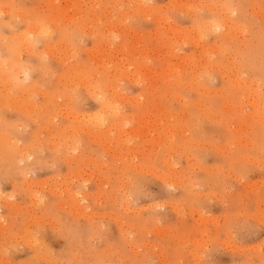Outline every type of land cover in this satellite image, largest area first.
<instances>
[{
  "label": "rangeland",
  "instance_id": "rangeland-1",
  "mask_svg": "<svg viewBox=\"0 0 264 264\" xmlns=\"http://www.w3.org/2000/svg\"><path fill=\"white\" fill-rule=\"evenodd\" d=\"M87 1H89L91 4H87ZM118 1L119 0H109V1L103 0L101 2L103 4H101L99 3L100 0H96V1L78 0V2L77 0H66V1L65 0H50V1L49 0H0L1 3L0 8L2 9L3 12V14L0 13L1 15L0 20L7 23L10 21L11 18L15 19V17L20 16L14 20V24H11L14 28L15 31L14 33L10 29H6L3 31L2 35L3 37H5L4 42L5 40L6 42L12 40L11 39L12 36L14 38L16 34L19 36H21L22 34L26 35L27 33L30 34V31L29 30L26 31L27 28H24L25 26L27 27V24L34 25L39 20L46 21L47 19V21L44 23L45 24L48 23L49 30L51 28L50 32L52 33V37L50 40V45L52 47L51 50L52 51L54 50L53 52L50 49L47 50L45 48L44 40L38 39L37 41V39H35L37 41V44L38 43L39 44L38 45L35 44L33 50L20 51L21 53L20 55L22 59L25 62L28 61L29 66L32 68L30 83L33 86L34 85L38 86L39 89L36 94L37 87L36 88L33 87L35 92H33L34 94L31 93V98H33L31 100L32 101L34 100L33 102L36 101L35 108L32 107L33 108L32 110H34L35 112L34 111L28 112L31 106H28L27 107L28 109L26 108L24 109V111H22V109L19 108L26 101L25 99H21L20 96H18V94H16L15 97L18 104H20L19 102H21V105L19 106L18 104L15 103L14 107L11 106L12 94L14 95V91H12L11 84L9 82H6L4 77L2 79V76L0 75V82L2 83V85L0 83V186L2 184L0 191L3 196L1 197L0 200V216L2 215L1 217H4L2 218L3 224L2 226H0L2 230H4V232L2 231L0 234V264H264V125H263L264 109H262L263 111L261 110V106L264 104L263 103L264 102V48H263L264 43L262 45L263 47L259 44L261 43V40L262 42L264 41L262 39L264 37V32H262L263 34L262 38H261L262 34L260 33L262 30H264V24H263L264 17H261L264 16L261 15L264 14L262 13L264 12V0H232V2H230V0L229 1L215 0L217 5L213 2L214 0H207L209 4H207L206 0L204 1L201 0L202 2L200 3L201 6H203L204 3H206L207 6L209 5L211 6L212 4L211 8L213 9L207 7V10L206 8H204L206 7V4H204L205 6H203L204 8L203 9L198 5L199 3H197L195 0L193 1L194 3L196 2L195 5L200 7L199 10H196V8L198 7H196L193 1L191 2V0L188 1L175 0L177 3H174V0H171L172 2L170 0H153L155 2L154 3L155 7L157 6L156 8L161 9L164 14L162 13V11H159L158 9L156 11L155 7H154L155 9H153L154 5L152 4L153 3L152 0H146L147 5L148 6L149 4L151 5L149 6L151 9L147 8L146 9L147 12L146 10L145 12L147 14L150 13L151 15L154 12V15H152L151 18L150 15H148L150 19L146 17L147 20H145V16L147 14L140 10V9L142 10L145 9V7L147 6L145 4L146 1L133 0L134 1L133 4L132 0L131 1L129 0V3H131L130 5L129 3L125 5V3L128 2L127 0H121L120 2ZM135 1L138 4H136ZM143 1L145 3H143ZM189 1L192 3L190 4V6L189 5H187L188 7L183 6L188 4ZM227 1L230 4L232 3L231 5L232 8L229 5V3H227ZM83 2L86 3L84 4ZM95 2L99 5H96ZM168 2L171 5H168ZM93 3L95 5H93ZM107 3H109L110 5ZM120 3L122 4V6L120 5ZM225 3L227 4V6L230 7L231 10H235L233 8L236 7V10L238 11L228 12V10H225L223 8V6H225L224 5ZM52 4L54 6H52ZM64 4H66L65 5L66 8ZM80 4H84V5H80ZM176 4L179 5L180 7L177 6ZM181 4H183L182 5L183 7H181ZM116 5L118 6V11ZM137 5H139L140 7ZM95 6L98 9L99 7H101L100 9L102 11L96 9ZM106 6L107 9L112 11L113 13L111 12L109 13L108 10H105ZM112 6L114 8H112ZM123 6L126 9H124ZM165 6L168 7V8L166 7V10L168 11L165 10ZM175 6L176 8L177 7L179 8L173 9V7L175 8ZM193 6H195L196 8ZM258 6H260L261 8L259 7V9L257 10L256 8H258ZM85 7L87 8L85 9ZM88 7L89 9L90 8L92 9L93 7L95 8H93L92 12L91 9L87 11L86 12L87 15L92 16V13L94 12L97 14L96 17L102 15V17L98 18L99 21L94 16L95 13L93 14L92 17L90 16L91 17L90 19H88L89 17L85 16L86 14L84 12L85 10L88 9ZM119 7L121 9L123 8V10H121ZM185 7L188 8L186 13L181 10L182 8H184L183 10H185ZM215 7L217 9H215ZM219 7H222L224 11L223 10L221 11V8ZM74 8L76 13L72 12L74 11L72 10ZM129 8H132L133 10L132 9L129 10ZM201 8L202 10L206 11L203 12L207 13V15L201 12L202 11ZM238 8H240V10ZM61 9L62 10L64 9L63 10L64 13L67 12L65 13V18L59 16L58 14ZM65 9H67V11H65ZM137 9L139 11L135 12V10ZM210 9L216 14V17L213 16L214 13H212ZM214 9L217 11H215ZM253 9L255 10L252 11ZM4 10L8 11V13L6 14ZM124 10L125 12H123ZM190 10L192 11L194 10L193 12H198V13L196 14L193 13L192 11L190 12ZM104 11L106 13L108 12L110 15L106 14ZM131 11H133V13H137V15L135 14L136 16H134L133 13H131L132 14L131 16L130 14ZM179 11H181L182 14H178ZM80 12H82L81 13L82 15L80 14ZM101 12L102 14H100ZM141 12H143V14ZM11 13H13L15 16L11 15ZM55 13L57 14V16H59L58 19L60 20V22H58L59 20L56 18ZM72 13L74 14V16L75 15L77 16L76 20L75 18L72 19L77 24H74L73 21L72 23H69V21L73 17L71 16ZM231 13H235V14L237 13L236 14L237 17H235V14L233 15ZM254 13H258L261 16L259 15L258 17V14H254ZM35 14L36 15L39 14V15L35 17ZM77 14H80V16H78ZM103 14L105 15V17H103ZM116 14H120V15L116 16ZM123 14L125 18L121 17L123 16ZM138 14L141 15V16L139 15L141 19L143 18L142 21H136L135 18L138 16ZM33 15L36 18V19L34 18V20H33ZM114 15L116 18L115 17L113 18ZM161 15H163L164 18L168 17L166 18L167 20H164L163 22L159 21L163 19ZM171 15L173 18L171 17L170 19L172 20L169 19ZM192 15H197V16L195 18V16ZM225 15L226 17L228 16L227 18L225 17L226 19L224 18ZM230 15L231 17H229ZM238 15L240 16V18H238ZM24 16L29 20L25 19ZM108 16H110L111 18L110 20L112 23L110 21L107 22L108 24L106 23L107 21L106 17ZM153 16L155 19L157 18V21L159 22H157L155 19H153L154 21L151 20ZM131 17H133L135 21ZM140 17L139 19L138 18L137 19L141 20ZM221 17H223L222 18L223 21L220 20ZM234 17L238 19L234 20L235 19ZM197 18L198 19L200 18L202 20V21L198 20L200 21L199 22L200 25L199 23H197ZM218 18H220L219 22H218ZM229 18L230 19L233 18L232 19L233 23L235 22L237 24L235 25L236 28L233 26V23L231 24L232 21L230 20H229L230 22L227 21ZM31 19L33 22L31 21ZM66 19H68V21ZM81 19L83 20V22L81 21ZM204 19L206 20L203 21ZM48 20L50 21L48 22ZM119 20H121V22ZM125 20L126 21L129 20L128 21L129 23L133 21L134 24L133 23L129 24L128 22L126 23L124 22ZM61 21L62 22L64 21L62 23L63 26L61 25ZM89 21H91L90 24ZM93 21L95 22V24L100 22V24H98V27L99 25L100 27L98 28L97 26H95L93 24ZM114 21L117 23L116 24L117 27L112 26L113 24H115ZM215 21L220 24L223 23L230 24L228 25L230 27L229 28L230 30L223 27L219 29V31L222 29L220 32L218 30L216 32L214 29L216 33L214 34V31L212 30L213 29L212 25L214 26V24L216 23ZM55 22L56 25L59 23L58 24L59 29L57 28L58 30L55 29L56 28ZM78 22H80V24H78ZM84 22L86 23L87 26L83 25ZM167 22L169 23L167 24ZM201 22H204L203 23L204 25L205 23L208 24L209 22L210 24L208 25V27L210 26L212 28L211 29L209 27V31L211 33L213 31V33L208 35L209 31L208 29H205V27L207 28V26L205 25L204 28H202L203 24L201 25ZM211 22L212 23L215 22V23L212 24ZM118 24L120 27L118 26ZM159 24L160 26L162 25L163 28L162 27L158 28ZM77 25L79 26L83 25V26L77 27ZM92 25L95 29H92ZM129 25L131 27H129ZM132 25L135 26L134 29ZM168 25L169 26L171 25L172 27L175 28L177 26H180L178 27L180 29L182 26L183 29H181L180 36L176 35V32L174 31L175 28H172L171 26L169 28L171 32L172 30L174 31V33L173 32L172 33L174 35V38L176 39L177 37L180 38L184 33L183 37L185 38L181 37V39L183 38V41L181 39H177L178 40L177 41L172 37L173 35H171L170 31L166 29V26L168 28ZM110 26H112L114 29ZM192 26L194 27V29L192 28ZM199 26L201 27V29H196L199 28ZM83 27H88V28L90 27L89 28L90 31L88 30V28H85L86 32L82 31L81 29H83ZM115 27L117 29L119 28L118 31H116L117 29L115 30ZM190 27L191 29H193V33L190 32L191 31L189 29ZM60 28H62V30ZM110 28L112 30V33L107 35L108 33H110V32L107 33V29L110 30ZM184 28L188 29L187 31L189 32V34L186 33L187 31L186 32L184 31L185 30ZM66 29H68V31H66ZM78 29L81 30L80 33ZM103 29L104 32L102 31ZM125 29L129 31L128 32L129 34L130 33L131 34L129 35L128 33H126L127 31L125 32ZM163 29L166 30L164 31ZM239 29H244V30L250 29V30H248L249 32L247 30H246L247 32L245 31L247 34L246 33L242 34L240 33L242 32V30ZM135 30H137L136 32H138V35L140 34L141 31L142 33L144 32H146L147 34L150 33L148 35L151 36L146 35V33L141 34L142 36H138L135 32L136 35L134 38L132 34L134 33L133 31ZM194 30L196 32H201L200 30H202L203 34L202 33L201 34L203 36H201L200 33L199 34L194 33L195 32ZM237 30H239L240 32H235ZM87 31H89V33H87ZM119 31L120 33L117 34V32ZM154 31L156 32V35ZM179 31L180 30H177V34L179 33ZM251 31L255 35V36L252 35L253 36V38L251 37L252 39H250V35H249L251 34ZM91 32L94 33V35L92 33L93 38L92 35L90 34ZM232 32L234 34L236 33L235 37L239 36L238 40L237 38L236 39L234 38ZM258 32L260 33L261 36L258 35L259 34ZM60 33H64V35ZM105 33L107 35V38L110 39V37H113L110 40H113L114 42L110 41L109 39H106V37H104L106 36L104 35ZM125 33L128 34L129 36L126 35ZM204 33L206 34L205 36ZM224 33L227 34V37H230L231 35V37L233 36V38L231 37L227 38ZM80 34H82V37ZM88 34H90L91 36H89ZM152 34L155 36H153ZM159 34H161V37ZM192 34L194 36H192ZM196 34L200 35L201 37L197 36L198 39H196L197 38L195 37ZM84 35H86V37ZM98 35H100V37H98ZM145 35L148 37L146 38ZM131 36L132 38H130ZM224 36L227 39L224 38ZM71 37H73V39H71ZM151 37L152 38L155 37V39L157 37L160 38L161 40L158 38L156 40L162 41V44H160V41H158L159 43L157 41L155 43V40H153ZM187 37L190 38L187 40L186 39ZM192 37H194L192 40L194 41L196 40L195 42H193V44L195 43L197 44V45L196 44L195 45L192 44V45L198 46L197 48L195 47V49L193 46H191V43L189 44L188 42V41L191 42ZM202 37L204 40L205 39L207 40L202 41ZM101 38L102 40H104L103 41L104 44L105 42L109 43L108 46L103 45V43H101L102 40H100V42L99 40H97ZM244 38L246 39L244 40ZM64 39L66 40L64 41ZM80 39H82V41ZM116 39H118V42ZM125 39L126 41H124ZM185 39L188 42V43L185 42L187 44L186 46H184ZM228 39L230 40L227 41ZM240 39L243 42L242 44L240 43L241 42ZM248 39L252 41H247ZM134 40H137L136 42L137 44L134 43ZM170 40H172V42ZM174 40L175 42L176 41L178 42L177 45H175L176 43H174ZM197 40H199L198 41L199 43L197 42ZM73 41L74 43H70ZM140 41L141 43H139ZM63 42L64 44H66L65 47ZM164 42L166 44H164ZM168 42L170 44H168ZM67 43L73 44L74 46L72 45V47L74 50L71 49L72 48L71 45ZM154 43L156 44V46ZM206 43L208 47L211 44L213 46H215L214 43L217 44L216 47L217 49L219 48L218 50L221 53H219L218 55V52H216L218 50L216 49L215 51L214 48H211L212 46H210V49L212 50L214 49V51L212 50L210 51L209 48L205 47ZM256 43L260 45L261 48L258 45L255 46ZM99 44L101 45L100 48H103L106 51L100 49ZM118 44H120L121 46H119ZM163 44L166 46H164ZM198 44H200V47ZM247 44H251L250 46L253 45L252 47H250L251 49L255 46L256 48H253L254 50H256L257 48H259L260 50L254 52V50L253 49L251 50L249 46L246 47ZM59 45L60 47H62L61 49ZM218 45H220L221 47L224 46V48L226 46L227 49L226 48H225L226 50L222 49ZM103 46H105V48ZM116 46H118V50L125 49L124 52L121 51L122 53H120V51L117 50ZM157 46H159V49H161L160 46H162L161 49L162 51L164 49H165L164 51H166V48L168 51L166 53H164L163 51L164 54L163 55L162 51L158 50L161 52L157 54L158 53V51L156 50L158 48ZM176 46L178 48H176ZM169 47L171 48V50ZM201 47H204L205 49L203 48L204 50L201 51L202 50ZM63 48L67 50L66 51L67 53L68 51H70V53H68L69 54L68 60L64 58L65 57L64 54H66V52H64V50L62 51ZM127 48L131 49L128 50V52L130 53L129 55L132 54L131 55L132 57L134 55L135 57L134 59L131 56L124 55L125 52L127 51ZM173 48L176 49V53H174L175 50ZM206 48H207V53H212L211 57L209 56L210 54L209 55L207 54L208 56L206 55ZM247 48H249L248 49L249 51L247 50ZM22 49L24 50L26 48H22ZM114 49L117 50L119 53L117 51H115L117 53L112 52V50ZM221 50L222 51L225 50L226 53H224L225 51L222 52ZM46 51H48V54L46 53ZM49 51H51V53ZM96 51L98 52L103 51V53L105 51L106 53L108 52L109 55L111 54L112 59L110 61L113 62H111L110 65L112 66V64L114 63L112 66L113 69L115 66L116 67L120 66V64L123 63V65L122 64L121 65L124 67V68L122 67V70L125 73V74L121 73V78H120L119 75H117V73L114 72L112 68H110L111 72H113L111 73V76L114 78L115 76L119 77L115 79L112 78L111 81L114 80L115 82L116 80L115 82L116 86L120 82L123 85V86L119 85L120 88L117 86L119 89V93L121 91L122 93L120 94L123 95L124 97L123 98L119 96L121 99L119 98L120 101H118V106L119 109L122 108L121 110L125 108L124 113L126 112L125 113L126 115L123 114V111L122 114L124 117H126V120L129 121L128 122L129 124L124 119L126 125L128 126L126 128V125L124 123L125 127L122 129H126L125 131H127V133L129 132V134L127 133L124 134L123 133L124 131L122 130L123 131L122 133L124 135H122L121 133L120 136H118L119 134L115 136L116 135L115 131L117 129L116 128H115L116 130L113 129L114 127L111 128L109 132V135L111 136H109V139L111 140L113 136L112 139L114 141L112 140L110 144L108 142L110 140L109 139L104 140V138H100L102 139V142H99L100 140L96 141V143L95 141H90L93 140V139L89 140V138L92 137H90L88 133H87L88 137L86 133H83L86 132L85 131L86 129H89L87 131L91 130V125L93 127L92 120L94 119L92 116L96 112L98 113L100 111L99 110L100 108L98 102L94 98L89 97L87 95L85 88H83L84 83L82 81L85 78V75L87 76V74L91 75V80L98 81V79L100 78L98 76H100V73H102V71L101 72L99 71L101 70L100 65H102V62L107 58V56L108 58H111L108 54L107 56H105L106 53L103 54L102 52H100V55H98V52ZM228 51L231 52L232 55L234 56L235 54L238 55V57L235 56V58L237 59H235L234 56H232L231 54H227L229 53ZM111 52L113 54L115 53L113 55L115 56L114 57L115 60L113 59ZM128 52H126V54ZM168 53H170L171 56ZM201 53L202 55L200 56ZM203 53H205L206 57H210L208 58L209 60L214 58L212 60H215L217 63L212 60L210 61H212L213 63L212 62L208 63L207 61L209 60H205L207 59L205 56L204 59H202L204 55ZM116 54L118 57H116ZM186 54H189L187 55L189 56V58L190 56L191 58L196 57L197 60L195 59V61L198 62V63L195 62L196 64L194 63L196 66L192 64L193 62H191L192 61L191 58L189 59L187 57L190 60L189 62H187L188 61L187 58L184 57L186 56ZM248 54H250V56ZM254 54H256V57H251L254 56ZM119 55L122 57H120ZM156 55L159 56V58H157ZM161 55L166 57H163V59H161L160 58ZM182 55L186 59L185 62L184 60H181V62L178 61L180 63L179 64L177 60L182 59L183 58ZM192 55H195V57L194 56L192 57ZM73 56H75L74 57L75 59H73ZM125 56L128 57V60L125 58ZM177 56L179 59L178 58L175 59V57ZM225 56L227 57L232 56V59L228 57V61H226L227 59L224 58ZM88 57H92L91 58L92 60ZM100 57L103 60H100L98 62L97 60H99ZM102 57H104L105 59ZM87 58L89 60H87ZM165 58H168L171 63L172 62L176 64L178 63L179 65L176 67H180V65H182V67L185 66L183 70L186 71L181 72V68H180V70H178L180 74H178V72H176L177 68L174 66V64L172 65L169 61H167V59L165 60ZM250 58L253 59L250 60ZM60 59H62L61 62L63 61L62 62L63 64L60 63L63 67L59 64ZM135 59L136 61H132ZM140 59H142V61L144 60V62L147 61L148 63L146 62V64L145 63L140 64L141 67L140 65H135L142 62ZM158 59L161 60L162 62L165 61L163 62L164 63L163 66H162V62L160 63ZM69 60L70 63L67 62ZM90 60L93 63L92 62L89 63L88 61ZM120 60L121 61L123 60V62H121ZM138 60L141 62H138ZM203 60L206 61L207 64L209 65L211 64L212 66H209L207 64L206 66H204L205 64ZM237 60L239 61V65H241L238 68L241 74L239 73V71L237 72L236 69L238 67ZM252 60L255 61V63ZM117 61H119V64H117ZM124 61L127 62L125 63ZM229 61L232 62V64ZM234 61L235 64L233 65ZM72 63L74 64L77 63L76 68ZM133 63L134 66H137L136 68L132 66ZM68 64H72L73 67H71ZM213 64L214 65L216 64L217 67L216 66L213 67ZM97 65L99 67H97ZM126 65L130 66V69L128 67L126 68V70L129 69L128 73L130 74L132 73V75L141 70L140 71L141 74L137 73L138 75H140V77L138 76L139 78H136L137 77L136 74L134 76L129 74L130 78H127L128 80L125 79L126 77L122 79L123 76H128L127 73L125 72V67H127ZM166 65L167 66L169 65L168 67H172L176 71L172 69L173 70V74H172L171 73L172 70L170 68H167L171 70V72L168 73L167 71L170 70L165 69ZM231 65L233 66V68L231 67ZM77 66L80 68L77 69ZM131 66L134 68H131ZM145 66L148 69L150 68L151 70L153 69V67L155 68L153 69L156 70L155 73L149 69L153 73V77L149 76L148 79L147 72L149 70H146L144 68ZM221 66L224 67L225 70L222 69ZM163 67L166 71H163L162 69ZM210 67H212V69H210ZM225 67L227 68V71ZM88 69L90 70L88 71ZM95 69L98 71L95 72L96 71ZM135 69H140V70L137 71ZM216 69L220 71V73H218ZM143 70L146 73V74L144 73L145 75L142 73L144 72ZM72 71L74 72V74H72L73 73ZM235 71L236 73H238L236 77H235L236 75ZM151 72H149L148 75ZM157 72L158 75L161 77H159L158 75H157L158 77L156 76ZM164 72H167L168 76L171 74V77L169 76V79L171 78L170 80L174 81L176 79L177 82L178 81L181 82L178 84L182 85L183 83L186 85L182 87L181 85H177L175 81L173 82V86L171 85V83L168 84L167 82L168 76L167 78H165L164 77L165 74L164 75L160 74ZM175 72L177 73L176 75L179 78L175 76ZM226 72H228L230 76L228 73L226 75L225 74ZM194 73L196 76H198L199 74L200 77H196ZM222 74L225 76H222ZM61 75L62 77L63 76L64 77L63 78L58 77ZM143 75H144V79L147 81H145L142 78ZM74 76L75 77L79 76L78 79L82 81L79 83V80L76 81V78H74ZM133 77H135V79L137 80L135 81V84L132 83L134 81ZM150 77L156 80V81L153 80V82H157L159 84L161 83L160 85L158 84V86L162 87L160 88L162 91L159 92L158 90H156V88L159 89V87L158 86L154 87L152 85L153 83L152 81H150L152 80ZM67 78L68 79L72 78L74 80L70 81L71 80L70 79L68 82ZM140 78L144 80V82ZM246 78L249 81L250 79H252L253 82L252 80L249 82ZM118 80L121 81L119 82ZM162 80H164L165 83ZM234 80L235 81L237 80V82H235ZM240 80H243V82L246 81L244 82L245 84L242 83V81ZM56 81H58L59 83H56ZM255 81H257L258 83ZM75 82L79 84L76 85ZM238 82L239 84L237 86L236 84ZM251 82L253 83L252 85H250ZM141 83L143 84L140 85ZM255 84L259 89L258 91L259 93L257 92L253 94L255 91L258 90L257 87H255L256 86ZM260 84L262 87L260 86ZM189 85L190 86L192 85L191 88L196 87L195 90L198 87L199 91L198 90L195 91L194 89L191 90V88L188 87ZM245 85L247 86L244 87ZM152 86L154 89L152 88ZM169 86L171 89L169 88ZM186 86L189 89H187ZM235 86L237 87L235 88ZM122 87H124L123 90ZM238 87L239 89H241V91L238 89ZM247 87H250L249 88L250 90L247 89ZM253 87L256 88L254 92L252 91L254 90ZM76 88L77 90H75ZM203 88L206 90L204 91ZM155 91L157 93H154ZM166 91H169L168 92L169 94H165ZM187 91L188 92L191 91V93L190 92L188 93ZM220 92L221 94H219ZM62 94H66V95L70 94L71 98L69 97L68 99H66L65 98L66 96ZM156 94L158 96H156ZM54 95H61L59 96V100L57 102L58 104L55 108H53V101H52V99L55 97ZM134 97H136V99ZM17 98L19 99V101ZM258 98H260L259 102H258ZM126 100H128L129 102ZM46 101L48 103H46ZM139 101L141 103L143 102V104H141ZM254 101L256 103L258 102L257 103V105L259 104L258 106L254 104L253 105L257 106V108L260 109L259 111L255 109L256 107H254L255 109L254 110L251 106L252 102ZM37 104H39L38 106L44 105V107H41L42 109H40L38 108ZM141 105H143L144 107ZM226 105L231 107L235 106L236 108L227 107ZM47 107L49 109H46ZM240 107L241 109H239ZM16 108H18L17 109L18 111H16ZM227 108L231 110L232 109L235 110L229 112L227 111L229 110ZM19 109H21V111ZM66 110L71 114L73 112L74 115L75 113L76 115L77 113H79L78 117H76L75 115L76 118L78 119L80 118L79 121L76 120V118L74 121L73 118L74 115L72 117L69 113H66ZM256 110L258 112L260 111L262 112H260L259 114L258 112H256ZM26 112L28 114H26ZM41 112L42 115L40 114ZM55 112H57V114ZM38 113L40 116L38 115ZM52 113L54 114L53 117H52ZM65 113L69 114L68 117L66 115L67 118L65 117ZM162 113L163 114L165 113L164 116L167 118H165ZM82 114L84 116L83 118H82ZM87 114L90 115L88 116ZM45 115L48 116L46 117ZM147 115H149V117ZM26 116H29V119L28 117L26 118ZM160 116L164 118L162 119ZM30 117L34 118L35 121H33L34 119H32L31 121ZM87 117L89 118L92 117V118L89 119ZM156 117L157 118L160 117L161 120L160 118L157 119ZM141 118H143V121L141 120ZM226 118L229 120L227 121ZM259 118H261L262 120ZM1 119L4 121H2ZM50 119H54V121ZM231 119L232 122L230 121ZM16 120H20L22 124L19 123L20 121L16 122ZM26 120L28 123L26 122ZM73 121L76 123V126ZM87 121H89L90 123L88 122L89 124H87L86 123ZM159 122L160 124H158ZM6 123L7 124L10 123L11 125L8 124L9 125L8 126ZM236 123L237 124L240 123L241 125L238 124L239 125L238 126ZM19 124L21 125L17 126ZM78 126L81 129L78 128ZM154 126L155 127L157 126L158 128L156 127L155 129ZM9 127L12 132L9 130ZM17 127L19 128L17 129ZM71 127L72 129L73 128L75 129L77 127L76 129H78V131L76 132L75 131L76 129L75 130L73 129L74 132H76L74 133L73 130L72 131L70 130ZM129 128L130 129L132 128L133 130L131 129L130 131ZM164 128L166 129V132ZM103 129H108V127H104ZM176 129L178 132L176 131ZM182 129L185 131L184 132L185 135L183 134ZM25 134L27 135L22 136ZM180 134L181 136H179ZM2 135L3 137L5 136V138H3ZM71 136L72 138L74 136V138L76 139L74 138L72 139ZM159 137L161 138L162 141L159 139ZM118 138L120 139L122 144L121 142L117 143L119 140L117 141L116 139ZM125 138L127 139V141ZM94 139L97 140L96 137ZM59 140L61 143L58 144ZM65 140L67 141L68 144H66ZM153 140L154 141L156 140L157 142L156 141L154 142ZM70 141L72 142V144ZM163 141L165 144L162 143ZM186 141L189 143H186ZM8 142H10L9 145ZM21 144L23 147H21ZM73 144L77 146L75 147ZM119 144L121 146L124 145V147L123 148L119 147L120 146ZM47 145L50 147H48ZM54 145L55 148L53 149L52 147H54ZM57 145H62V146L59 147ZM70 145L71 146L73 145L74 146L73 148L74 149L76 148L75 149L76 151L74 150L73 152L72 151L73 148ZM25 147H27L26 151H24ZM30 147L33 149H30ZM57 147H59L58 150L56 149ZM125 147H127L126 150L129 148L128 151L125 150ZM60 148H62L63 150H60ZM9 149L12 152H9ZM28 149L30 150L28 151ZM172 150L174 152H172ZM16 153L19 155H17ZM72 153H74V155ZM12 158H16V159H12ZM91 160L93 163L91 162ZM167 161L169 164L167 163ZM13 162H17V163L13 164ZM130 166L131 168H129ZM121 178L123 181L121 180ZM169 178L173 180H169ZM174 180L177 181V185H176V181ZM26 181L27 183H25ZM126 182L128 184L126 185V187L129 189L124 187L125 186L124 183ZM122 185H124L123 187L126 189L127 192L123 190L124 189L123 187H120ZM58 186L59 188H57ZM65 187L71 188L69 190L70 192L68 191L63 192L67 190V188L64 190ZM56 188L58 189V191ZM59 191L61 193H59ZM51 192H53V194ZM75 192L78 193L77 196ZM3 193L6 195H3ZM67 193H69V195ZM125 194L127 198L124 196ZM73 195L77 197L76 198L77 203L82 208L79 207L80 209H77L78 207L76 206L77 203L76 205L74 204L75 197L74 199L71 198L73 197ZM4 196L5 199L7 198L6 201L4 200ZM127 199L129 200V202ZM7 200H9V204H10L9 206ZM126 202H128L129 204ZM12 204H14L15 206ZM2 205H4L3 208ZM27 230H29V232ZM27 234H29L30 237ZM31 237H34L35 239ZM35 240L38 242H36ZM33 242H35V245Z\"/></svg>",
  "mask_w": 264,
  "mask_h": 264
},
{
  "label": "bare ground",
  "instance_id": "bare-ground-1",
  "mask_svg": "<svg viewBox=\"0 0 264 264\" xmlns=\"http://www.w3.org/2000/svg\"><path fill=\"white\" fill-rule=\"evenodd\" d=\"M49 1H50V0H49ZM65 1H66V0H65ZM79 1H80V0H79ZM91 1H92V0H91ZM93 1H96V0H93ZM102 1H103V0H102ZM102 1L100 0L99 3H101ZM104 1H105V0H104ZM108 1H109V0H108ZM120 1H121V0H119L118 2H120ZM127 1H128V2H126L125 5L129 3V0H127ZM130 1H131V0H130ZM140 1H142V0H140ZM144 1H146V0H144ZM144 1H143V3H145ZM152 1H153V0H152ZM170 1H171V0H170ZM170 1H169V2H170ZM176 1H177V0H176ZM176 1L174 0V3H177ZM185 1H186V0H185ZM187 1H188V0H187ZM192 1H193V0H191V2H192ZM195 1H196L197 3H199L198 5H199L200 7H202V8H203V6H205L204 4H206V3H204L203 6H201V4H200V3H202L201 0H198L199 2H198L197 0H195ZM202 1H204V0H202ZM219 1H220V0H219ZM228 1H229V0H228ZM228 1H227V3H229ZM72 2H73V1H72ZM77 2H78V0H77ZM88 2H89V1H87V4H91L90 2H89V3H88ZM111 2H112V1H111ZM122 2H123V1H122ZM132 2H133V4H134V1H133V0H132ZM138 2H139V1H138ZM149 2H151V1H149ZM169 2H168V5H171V4H169ZM171 2H172V1H171ZM182 2H183V1H182ZM191 2L189 1V3L186 4V5L181 4V7H183V6H187V5L190 6V4H192ZM196 2L194 3V1H193L194 5L196 4ZM206 2H207V0H206ZM211 2H212V1H211ZM213 2L216 4L215 0H214ZM213 2H212V3H213ZM221 2H222V1H221ZM221 2H220V4H221ZM224 2H226V1H224ZM230 2H232V0H230ZM80 3H81V2H80ZM83 3L85 4L86 2H83ZM95 3H96V2H95ZM135 3H136V1H135ZM141 3H142V2H141ZM154 3H155V2L153 1L152 4L154 5ZM179 3H181V2H179ZM183 3H184V2H183ZM186 3H187V2H186ZM0 4H1V3H0ZM8 4H9V3H8ZM15 4H16V3H15ZM23 4H24V3H23ZM43 4H44V2H43ZM76 4H77V3H76ZM84 4H80V5H84ZM101 4H103V3H101ZM107 4H109V3H107ZM107 4H106V5H107ZM118 4H119V3H118ZM130 4H131V3H129V5H130ZM136 4H138V3H136ZM145 4L147 5V1H146ZM148 4H149V3H148ZM207 4H209V3L207 2ZM207 4H206V7H204V8H206V10H207V7H210V8H211V6H212V4H211V6H210V5L207 6ZM215 4H213V5H215ZM220 4H219V5H220ZM257 4H258V3H257ZM9 5H10V4H9ZM11 5H12V4H11ZM18 5H19V4H18ZM65 5H66V4H64V6H65ZM93 5H95V4L93 3ZM96 5H99V4L96 3ZM109 5H110V4H109ZM120 5L122 6L121 3H120ZM120 5H119V6H120ZM123 5H124V4H123ZM125 5H124V6H125ZM140 5H141V4H140ZM142 5H143V4H142ZM156 5H157V4H156ZM173 5H175V4H173ZM176 5H177V4H176ZM182 5H183V6H182ZM216 5H217V4H216ZM222 5H223V4H222ZM224 5H225V6H223V8H224L225 10H228V12H235V11H238V10H236V7L233 8V9H235V10H231L230 7L227 6L226 3H225ZM229 5L231 6L232 3H231V4L229 3ZM255 5H256V4H255ZM0 6H1V5H0ZM52 6H54V5L52 4ZM67 6H68V4H67ZM76 6H78V5H76ZM116 6H117V5H116ZM124 6H123V8H124ZM127 6H128V5H127ZM137 6H139V5H137ZM137 6H136V7H137ZM143 6H144V5H143ZM149 6H151V5L149 4ZM149 6H148V5H147L146 7L144 6V7H145L144 10H142V9H140V8H139V9H140L141 11L145 12V10H146L147 8L151 9ZM161 6H162V5H161ZM161 6H160V8H161ZM177 6H179V5H177ZM195 6L198 7L197 5H195ZM195 6H193V7H195ZM7 7H8V6H7ZM15 7H16V6H15ZM70 7H71V6H70ZM73 7H74V4H73ZM73 7H72V8H73ZM79 7H81V6H79ZM95 7H96V6H95ZM95 7H93V8H95ZM130 7H131V6H130ZM139 7H140V6H139ZM154 7H155V5L153 6V9H155L157 6H156L155 8H154ZM166 7H167V6H165V10H166ZM179 7H180V6H179ZM179 7H177V8H179ZM187 7H188V6H187ZM191 7H192V6H191ZM196 7H195V8H196ZM200 7L196 8V10H199ZM228 7H229V9H228ZM254 7H255V6H254ZM259 7H260V6H258V8H256V9L258 10ZM262 7H263V6H262ZM16 8H17V7H16ZM58 8H59V7H58ZM65 8H66V6H65ZM86 8H87V7H85V9H86ZM93 8H92V9L90 8V9H91V12L93 11ZM100 8H101V7H99V9H98V8L96 7V9H98L99 11L101 10ZM112 8H114V7L112 6ZM119 8H120V7H119ZM123 8H122V9L120 8V9L123 10ZM132 8H133V7H132ZM132 8H129V10H131ZM141 8H142V7H141ZM167 8H168V7H167ZM177 8H176V6H175V8L173 7V9H177ZM202 8H201V10H202ZM204 8H203V9H204ZM219 8H221V11L223 10L222 7H219ZM231 8H232V6H231ZM260 8H261V7H260ZM36 9H37V8H36ZM51 9H52V8H51ZM51 9H50V10H51ZM79 9H80V8H79ZM79 9H78V10H79ZM90 9H89V7H88V9L85 10L84 13L86 14V12L89 11ZM124 9H126V8H124ZM153 9H152V10H153ZM157 9H158V8H156V11H157ZM162 9H163V8H162ZM173 9H172V10H173ZM183 9H184V8H182L181 10L184 11V12L186 13V11H187L188 8L185 7V10H183ZM189 9H190V7H189ZM192 9H193V8H192ZM211 9H213V8H211ZM211 9H210V10H211ZM215 9H217V8L215 7ZM215 9H214V10H215ZM238 9L240 10V8H238ZM50 10H48V11H50ZM58 10H59V9H58ZM63 10H64V9H63ZM63 10L61 9V10L59 11L58 14H59V16H62L63 18H65V13H67V12L64 13ZM72 10H74V11H72V12L74 13V12H75V8L72 9ZM81 10H82V9H81ZM98 10H97V11H98ZM105 10H108V9H107V6H106V9H105ZM129 10H128V11H129ZM132 10H133V9H132ZM158 10H159V11H162L161 9H158ZM169 10H170V8H169ZM179 10H180V9H179ZM196 10H195V11H196ZM208 10H209V9H208ZM230 10H231V11H230ZM254 10H255V9H253L252 11H254ZM0 11H1L0 13L3 14L1 8H0ZM4 11H5V10H4ZM11 11H12V10H11ZM62 11H63V12H62ZM65 11H67V9H65ZM95 11H96V10H95ZM101 11H102V10H101ZM108 11H109V13H110V12L113 13V12L110 11V10H108ZM114 11H115V10H114ZM117 11H118V6H117ZM136 11L138 12L139 10L137 9V10H135V12H136ZM154 11H155V10H154ZM159 11H158V12H159ZM166 11H168V10H166ZM175 11H177V10H175ZM191 11H192V10H190V12H191ZM193 11H194V10H193ZM193 11H192V12H193ZM203 11H204V10H202L201 12H203ZM215 11H217V10H215ZM218 11H219V9H218ZM223 11H224V10H223ZM241 11H242V10H241ZM243 11H244V10H243ZM261 11H262V10H261ZM82 12H83V11H82ZM82 12H80V14H81ZM91 12H89V13H91ZM104 12H105V11H104ZM104 12H103V13H104ZM119 12H120V10H119ZM119 12H118V13H119ZM123 12H125V10H124ZM143 12H141V13L143 14ZM146 12H147V10H146ZM146 12H145V13H146ZM149 12H150V11H149ZM158 12H156V13H158ZM164 12H165V11H164ZM190 12H189V13H190ZM204 12H206V11H204ZM204 12H203V14H206V15H207V13H204ZM208 12H209V11H208ZM211 12L214 13L212 10H211ZM211 12H210V13H211ZM244 12H245V11H244ZM258 12H259V11H258ZM5 13L7 14L8 11H5ZM35 13H36V11H35ZM45 13H46V12H45ZM73 13L71 14V16H73V17L71 18V20H70L71 22L69 21V23H72V21H73L72 19L75 18V20H76V18H77V16H76V15L74 16ZM75 13H76V12H75ZM94 13H95V12H94ZM94 13H92V16H93ZM105 13H106V12H105ZM109 13L107 12L106 14H109ZM128 13H129V12H128ZM131 13H133V11H131L130 14H131ZM162 13H163V11H162ZM173 13H174V12H173ZM189 13H187V14H189ZM193 13H196V14H197L198 12H193ZM193 13H192V14H193ZM212 13H211V14H212ZM242 13H243V12H242ZM259 13H260V12H259ZM262 13H264V12H262ZM39 14H41V13H39ZM39 14H37V15H39ZM42 14H43V13H42ZM68 14H69V12H68ZM68 14H67V15H68ZM80 14H77V15L80 16ZM100 14H102V12H101ZM120 14H122V13H120ZM120 14H116V16H118V15H120ZM135 14L137 15V13H133L134 16H136ZM146 14H147V13H146ZM146 14H145V15H146ZM163 14H164V13H163ZM178 14H182L181 11H179ZM225 14H226V13H225ZM231 14L234 15L235 13H231ZM236 14H237V13H236ZM236 14H235V17H237ZM238 14H239V12H238ZM254 14H258V13H254ZM9 15H10V14H9ZM11 15H14V14L11 13ZM25 15H26V14H25ZM37 15L35 14V17H37ZM55 15H56V18L58 19L59 16H57L56 13H55ZM63 15H64V16H63ZM81 15H82V14H81ZM96 15H97V14L95 13L94 16L96 17ZM109 15H110V14H109ZM111 15H113V14H111ZM139 15H140V14H138V16L135 18L136 21H142V20H143V18L141 19V17H140L141 15H140V16H139ZM148 15H150V18H151V16L154 15V12L152 13V15H151L150 13L147 14V15L145 16V20H147L146 17H148ZM155 15H156V14H155ZM157 15H158V14H157ZM159 15H160V14H159ZM176 15H177V13H176ZM190 15H191V14H190ZM200 15H201V14H200ZM241 15H242V14H241ZM259 15H260V14H258V17H259ZM261 15H264V14H261ZM261 15H260V16H261ZM0 16H1V15H0ZM14 16H15V15H14ZM68 16H69V15H68ZM85 16L89 17L88 19H90V18L92 17L91 15H90V16H91V17H90V16L87 15V14H86ZM125 16H128V15H125ZM131 16H132V14H131ZM179 16H180V15H179ZM192 16H195V18H196L197 15H192ZM213 16L216 17V14L214 13ZM221 16H222V15H221ZM18 17H20V16L15 17V19L18 18ZM24 17H25V16H24ZM35 17H34V15H33V20H34ZM44 17H45V15H44ZM46 17H47V16H46ZM51 17H52V16H51ZM99 17H102V15L99 16ZM99 17H96V18L98 19ZM103 17H105L104 14H103ZM108 17H109V18H108ZM108 17H106V18H107V21L105 20L106 23H107L108 21L111 22V20H110V19H111L110 16H108ZM114 17H115V15L113 16V18H114ZM121 17L123 18V17H124V14H123V16H121ZM139 17H140L141 20H138ZM142 17H143V15H142ZM156 17H157V16H156ZM161 17H163V19H162V20H159V21H162V22H163L164 20H167L166 18H168V17L164 18L163 15H161ZM171 17H172V15L169 17V19H170ZM174 17H175V15H174ZM183 17H184V16H183ZM190 17H191V16H190ZM198 17H199V16H198ZM225 17H226V15L224 16V18H225ZM227 17H228V16H227ZM227 17H226V18H227ZM229 17H231V15H230ZM235 17H234V18H235ZM261 17H264V16H261ZM28 18H29V17H28ZM60 18H61V17H60ZM66 18H68V17H66ZM80 18H82V17H80ZM80 18H79V19H80ZM85 18H86V17H85ZM85 18H84V19H85ZM106 18H105V19H106ZM115 18H116V17H115ZM124 18H125V17H124ZM131 18H133V17H131ZM137 18H138V19H137ZM150 18L148 17V19H150ZM172 18H173V17H172ZM193 18H194V17H193ZM222 18H223V17H221V19L218 18V22H219L220 20L223 21ZM226 18H225V19H226ZM238 18H240L239 15H238ZM238 18H235L234 20H237ZM2 19H3V18H2ZM15 19H14V18H11L10 21L7 22V23H6V22H3L2 20H0V75L2 76V79H3V77H4V79L6 80V82H9V83L11 84V86H12V91H14V95L12 94V102H11V106L14 107V104H15V103L18 104V102H17V100H16V97H15L16 94H18V96H20L21 99H25V101H26V102L24 101L25 103L23 102L24 104H22V106H20V105H21V102H19V103H20V104H18V105L20 106L19 108H21L22 111H24V109H26L28 106H31V108L29 107L30 110H29L28 112H30V111L32 112V111H34V110H32V109L35 108V106H36V105H35L36 101L33 102L34 100H33V101L31 100V99H33V98H31V93L35 92L34 88L37 87V88H36V89H37V90H36V94H37V92H38L39 89H38V86H36V85L33 86V85L30 83L32 68L29 66L28 61L25 62V61L22 59V57H21V55H20V54H21L20 51H21V50H22V51L33 50V49H34V45L37 44L38 39H39V40H40V39L44 40V42H45V48H46L47 50H48V49L51 50L52 47H51V45H50V40H51V37H52V33L50 32L51 28H50V30H49L48 23H46L47 26H46V24L44 23V22L47 21V19L45 18L46 21H43V20L41 21V20H39V21H38L36 24H34V25H33V24H32V25L27 24V27H26V26L24 27V28H27L26 31H28V30L30 31V34H28V33H27L26 35H25V34H24V35L22 34L21 36H19V35L16 34V35L14 36V38H13V36H12V38H11L12 40H10V41H8V42H6V40H5V42H4L5 37H3L2 33H3V31L6 30V29H10L13 33L15 32L13 26L11 25V24H14V20H15ZM23 19H24V18H23ZM25 19H27V18L25 17ZM35 19H36V18H35ZM92 19H93V18H92ZM120 19H121V18H120ZM128 19H129V18H128ZM135 19L133 18L134 21H135ZM153 19H155L154 16L152 17L151 20H153ZM215 19H216V18H215ZM219 19H220V20H219ZM232 19H233V18H231V19L229 18L227 21L230 22V21H232ZM246 19H247V18H246ZM252 19H253V18H252ZM261 19H262V18H261ZM27 20H29V19H27ZM37 20H38V19H37ZM58 20H59V19H58ZM66 20L68 21V19H66ZM77 20H78V19H77ZM94 20H95V19H94ZM114 20H115V19H114ZM121 20H122V19H121ZM121 20H119V21L121 22ZM123 20H124V19H123ZM126 20H127V19H126ZM126 20H125L124 22L127 23L129 20H128V21H126ZM151 20H149V21H151ZM155 20L157 21V18H156ZM170 20H172V19H170ZM170 20H169V21H170ZM194 20H195V19H194ZM198 20H201V19H200V18H199V19L197 18V23L200 22V21H198ZM205 20H206V19H204L203 21H205ZM229 20H230V21H229ZM243 20H244V19H243ZM263 20H264V19H263ZM20 21H21V20H20ZM31 21H32V19H31ZM49 21H50V20H48V22H49ZM52 21H53V20H52ZM81 21L83 22L82 19H81ZM95 21H96V20H95ZM98 21H99V19H98ZM116 21H117V20H116ZM153 21H154V20H153ZM153 21H152V22H153ZM156 21H155V22H156ZM159 21H157V22H159ZM195 21H196V20H195ZM201 21H202V20H201ZM224 21H225V20H224ZM227 21H226V22H227ZM244 21H245V20H244ZM261 21H262V20H261ZM21 22H22V21H21ZM21 22H20V23H21ZM32 22H33V21H32ZM32 22H31V23H32ZM58 22H60V20H59ZM63 22H64V21H63ZM63 22L61 21V25H62ZM73 22H74V24H77V23H75V21H73ZM76 22H77V21H76ZM114 22H115V21H114ZM162 22H161V23H162ZM165 22H166V21H165ZM177 22H178V21H177ZM215 22H216V21H215ZM215 22H214V23H215ZM237 22H238V21H237ZM29 23H30V22H29ZM87 23H88V21H87ZM90 23H91V21H89V24H90ZM111 23H112V22H111ZM111 23H110V25H111ZM128 23H129V22H128ZM131 23L134 24L133 21L130 22L129 24H131ZM168 23H169V22H167V24H168ZM203 23H204V22H201V25H202ZM211 23H212V22H211ZM214 23H212V24H214ZM232 23H233V21L231 22V24H232ZM258 23H259V21H258ZM262 23H263V22H262ZM21 24H22V23H21ZM58 24H59V23H58ZM58 24L56 25V22H55V25H56V28H55V29H56V30L59 29V28H58ZM78 24H80V22H78ZM93 24H94L95 26L98 27V24H100V22L97 23V24H95V22L93 21ZM107 24H108V23H107ZM116 24H117V23L115 22V24H113L112 26H116ZM167 24H165V25H167ZM178 24H179V23H178ZM209 24H210L209 22H208V24L205 23V25L207 26V28L205 27V29H208V31H209V27H210V26L208 27ZM212 24H211V25H212ZM263 24H264V23H263ZM24 25H26V24H24ZM83 25L85 26L86 23L84 22ZM83 25H80V26H83ZM156 25H157V23H156ZM174 25H175V24H174ZM199 25H200V23H199ZM205 25L203 24V25H202V28H204ZM228 25H230V24H228V23L220 24V23H217V22H216V23L214 24V26L212 25V28H213V29H212L211 27H210V28H211L213 31H214V29H215V31L217 32V30L219 31V29H220V28H223V27L229 29L230 27H229ZM235 25H237V24L234 22V23H233V26L235 27ZM242 25H243V24H242ZM254 25H255V24H254ZM59 26H60V25H59ZM62 26H63V25H62ZM80 26L77 25V27H80ZM86 26H87V25H86ZM106 26H107V25H106ZM106 26H105V27H106ZM112 26H110V27H112ZM118 26H119V24H118ZM170 26H171V25H170ZM170 26L168 25V28H169ZM176 26H177V25H176ZM238 26H239V25H238ZM258 26H259V25H258ZM14 27H15V26H14ZM65 27H66V26H65ZM90 27H91V26H90ZM90 27H89V28H90ZM99 27H100V25H99ZM99 27H98V28H99ZM116 27H117V26H116ZM116 27H115V30L117 29ZM119 27H120V26H119ZM127 27H128V26H127ZM129 27H131V26L129 25ZM129 27H128V28H129ZM132 27H133V29H134L135 26L132 25ZM159 27H162V28H163V26H162V25L160 26V24H159L158 28H159ZM171 27H172V26H171ZM178 27H180V26H177L176 28H175V27H172V28H175L176 30L174 29V31L176 32V35H177V36H180L181 29H183V28H182V26H181V29L178 28ZM234 27H233V29H234ZM239 27H240V26H239ZM242 27H243V26H242ZM245 27H246V26H245ZM255 27H256V26H255ZM57 28H58V29H57ZM85 28H88V27H83V29H81V30H82V31H85ZM89 28H88V30L90 31ZM112 28H113V27H112ZM122 28H123V26H122ZM168 28H167V26H166V29L170 31V28H169V29H168ZM192 28L194 29L193 26H192ZM235 28H236V27H235ZM246 28H247V27H246ZM258 28H259V27H258ZM15 29H17V28H15ZM60 29L62 30V28H60ZM75 29H76V28H75ZM92 29H95V28L93 27V25H92ZM104 29H106V28H104ZM104 29L102 30L103 32H104ZM113 29H114V28H113ZM118 29H119V28H118ZM118 29H117L116 31H118ZM129 29H130V28H129ZM166 29H165V30H166ZM184 29H185V30H184L185 32L188 30L187 28H184ZM189 29L191 30L190 32L193 33V29H191V27H190ZM196 29H201V27L199 26V28H196ZM231 29H232V26H231ZM252 29H253V28H252ZM256 29H257V28H256ZM259 29H260V28H259ZM76 30H77V29H76ZM81 30L78 29L79 33H80ZM110 30H111V28H110ZM110 30L107 29V33L110 32V33H108L107 35H109V34L112 33V30H111V31H110ZM157 30H158V29H157ZM159 30H160V29H159ZM163 30H164V29H163ZM165 30H164V31H165ZM177 30H180L179 33H178L179 35L177 34ZM221 30H222V29H221ZM221 30H220V31H221ZM229 30H230V29H229ZM239 30H242V32H240ZM239 30H237V31H235V32H240V33H242V34H245V33H246L248 30H250V29H248V30L246 29L247 31L244 30V29H239ZM243 30H244V33H243ZM53 31H54V30H53ZM53 31H52V32H53ZM66 31H68V29H66ZM66 31H65V32H66ZM78 31H77V32H78ZM89 31H87V33H89ZM126 31H127V30L125 29V32H126ZM131 31H132V30H131ZM136 31H137V30L133 31L134 33L132 32V33H133L132 35L134 36V38H135V35H136V34L138 35V32H136ZM174 31L172 30L173 33H174ZM194 31H195V30H194ZM197 31H198V30H197ZM200 31H201V32H196V31H195L194 33H198V34L200 33V35L203 36V35H202V34H203V33H202V30H200ZM213 31H212V33H213ZM215 31H214V34H216ZM220 31H219V32H220ZM233 31H234V30H233ZM245 31H246V32H245ZM254 31H255V30H254ZM260 31H261V30H260ZM59 32H60V31H59ZM61 32H62V31H61ZM85 32H86V31H85ZM85 32H84V33H85ZM94 32H95V31H94ZM121 32H122V31H121ZM128 32H129V31H127L126 33H128ZM135 32H136V34H135ZM143 32H144V31H143ZM154 32H155V31H154ZM161 32H162V31H161ZM172 32L170 31L171 35H173ZM206 32H207V30H206ZM206 32H205V33H206ZM225 32H226V31H225ZM248 32H249V31H248ZM262 32H264V30H262L260 33L262 34ZM20 33H21V32H20ZM23 33H24V32H23ZM66 33H67V32H66ZM70 33H71V32H70ZM92 33H93V32H91L90 34L92 35ZM119 33H120V31L117 32V34H119ZM126 33H125V34H126ZM144 33H146V32H144ZM144 33H142V32L140 31V34H139L138 36H142L141 34H144ZM157 33H158V32H157ZM159 33H160V32H159ZM182 33H183V31H182ZM186 33L189 34L188 31H187ZM201 33H202V34H201ZM205 33H204V36L206 35ZM212 33L209 31L208 35H210V34H212ZM228 33H229V32H228ZM232 33H233V32H232ZM232 33H230V34H232ZM258 33H259V32H258ZM258 33H256V34H258ZM260 33L258 34L259 36H261ZM60 34L64 35V33H60ZM74 34H75V33H74ZM74 34H73V35H74ZM90 34H88V35L91 36ZM117 34H116V35H117ZM121 34H122V33H121ZM125 34H124V35H125ZM128 34H129V33H128ZM128 34H126V35H128ZM130 34H131V33H130ZM130 34H129V35H130ZM148 34H150V33H148ZM148 34L146 33V35H148ZM161 34H162V33H161ZM161 34H159L160 37H161ZM198 34H196L195 37H197V36L201 37V36L198 35ZM224 34H225V33H224ZM235 34H236V33H235ZM235 34L233 33L234 38H235V39L237 38V40H238V39H239V36L237 35L238 37H235ZM246 34H247V33H246ZM73 35H72V36H73ZM75 35H76V34H75ZM80 35H81V37H82V34H80ZM93 35H94V33H93ZM93 35H92V38H93ZM100 35H101V33H100ZM100 35H98V37H100ZM102 35H103V34H102ZM104 35H106V33H105ZM107 35L104 36V37H106V39H109V38H107ZM113 35H114V34H113ZM129 35H128V36H129ZM146 35H145L146 38H147L148 36H151V35H148V36H146ZM152 35H153V34H152ZM155 35H156V32H155ZM155 35H153V36H155ZM171 35H170V36H171ZM183 35H184V33H183ZM183 35H182L181 37H183ZM225 35H226V37H227V34H225ZM249 35H250V39H252V38H253L252 35H254V33L251 31V34H249ZM249 35H248V36H249ZM84 36L86 37V35H84ZM157 36H158V35H157ZM164 36H165V35H164ZM192 36H194V35L192 34ZM254 36H255V35H254ZM67 37H68V36H67ZM69 37H70V35H69ZM116 37H117V36H116ZM123 37H124V36H123ZM166 37H168V36H166ZM172 37L174 38V35H173ZM175 37H176V36H175ZM181 37H180V38L177 37V39H181ZM226 37L224 36V38H226ZM230 37H231V35H230ZM230 37H227V38H230ZM244 37H245V35H244ZM251 37H252V38H251ZM262 37H263V34H262L261 38H262ZM61 38H62V37H61ZM65 38H66V37H65ZM102 38H103V37H102ZM102 38H101V39H97V40H99V42H100V40H102ZM111 38H113V37H110V39H111ZM118 38H119V37H118ZM130 38H132V36H131ZM138 38H139V37H138ZM151 38H152V37H151ZM157 38H158V37H157ZM157 38H156V39H157ZM183 38H185V37H183ZM183 38L181 39L182 41H183ZM189 38H190V37H189ZM189 38L187 37L186 39L188 40ZM193 38H194V37L191 38V42L188 41L189 44L191 43V46H193V45L196 44V43L193 44V42L196 41V40H195V41L192 40ZM227 38H226V39H227ZM231 38H233V36H232ZM248 38H249V37H248ZM254 38H255V37H254ZM258 38H259V37H258ZM9 39H10V38H9ZM35 39H37V41H36ZM62 39H63V38H62ZM66 39H67V38H66ZM66 39H64V41H65ZM71 39H73V37H71ZM82 39H83V38H82ZM82 39H80V40L82 41ZM95 39H96V37H95ZM103 39H104V38H103ZM110 39H109V40H110ZM128 39H129V38H128ZM143 39H144V38H143ZM152 39L155 40V43H156V41L158 42V41L161 40L160 38H158V39H160V40H156L155 37H153ZM166 39H167V38H166ZM169 39H170V37H169ZM169 39H168V41H169ZM174 39H176V38H174ZM177 39H176V40H177ZM186 39H185L184 43L187 42ZM196 39H198V37H197ZM235 39H234V40H235ZM245 39H246V38H244V40H245ZM256 39H257V38H256ZM262 39L264 40V37H263ZM47 40H48V41H47ZM67 40H68V39H67ZM69 40H70V39H69ZM75 40H76V39H75ZM114 40H115V38H114ZM116 40H117V42H118V39H116ZM138 40H139V39H138ZM141 40H142V39H141ZM164 40H165V39H164ZM203 40H204V39H203V37H202V41H203ZM205 40H207V39H205ZM205 40H204V41H205ZM229 40H230V39H228L227 41H229ZM231 40H232V39H231ZM240 40H241V39H240ZM240 40H239V41H240ZM253 40H255V39H253ZM61 41H62V40H61ZM70 41H71V40H70ZM77 41H78V40H77ZM81 41H80V42H81ZM103 41H104V40H102L101 43H103V45H105V46H108L109 43L105 42V44H104ZM110 41H113V40H110ZM124 41H126V39H125ZM170 41L172 42V40H170ZM177 41H178V40H177ZM177 41L175 42V40H174V43H176L175 45H177V43H178ZM179 41H180V40H179ZM182 41H181V42H182ZM198 41H199V40H197V42H198ZM247 41H252V40H249V39H248ZM258 41H259V39H258ZM35 42H36V43H35ZM48 42H49V44H48ZM80 42H79V43H80ZM113 42H114V41H113ZM136 42H137V40H134V43H136ZM150 42H151V41H150ZM188 42H187V43H188ZM206 42H207V41H206ZM233 42H234V41H233ZM237 42H238V41H237ZM253 42H254V41H253ZM255 42H256V41H255ZM70 43H74V41H73V42H70ZM70 43H67V44H70ZM77 43H78V42H77ZM81 43H82V42H81ZM81 43H80V44H81ZM106 43H107V45H106ZM129 43H130V40H129ZM134 43H133V44H134ZM139 43H141V41H140ZM143 43H144V42H143ZM155 43H154V44H155ZM158 43H159V42H158ZM174 43H173V44H174ZM198 43H199V42H198ZM204 43H205V42H204ZM240 43H241V44L243 43L242 40H241ZM244 43H245V42H244ZM258 43H259V42H258ZM263 43H264V41L262 42V40H261V43H259V44L262 46ZM38 44H39V43H38ZM38 44H37V45H38ZM61 44H62V43H61ZM63 44H64V42H63ZM80 44H79V45H80ZM110 44H111V42H110ZM113 44H114V43H113ZM113 44H112V45H113ZM131 44H132V42H131ZM136 44H137V43H136ZM160 44H162V41H160ZM164 44H166V43L164 42ZM164 44H163V45H164ZM168 44H170V43L168 42ZM192 44H193V45H192ZM251 44H252V42H251ZM251 44H247L246 47H248V46H249V48L252 47L253 45L250 46ZM253 44H254V43H253ZM65 45H66V44H64V47H65ZM70 45H71V47H72L73 44H70ZM75 45H76V42H75ZM82 45H83V44H82ZM118 45L121 46L122 43H121V45H120V44H118ZM125 45H127V44H125ZM125 45H124V46H125ZM157 45H158V44H157ZM186 45H187V44L185 43L184 46H186ZM196 45H197V44H196ZM198 45H199V47H200V44H198ZM214 45H215V46H213V45L211 44L210 46H212L211 48H214L215 51H216V49H217L216 45H217V44L214 43ZM256 45H258V44L256 43L255 46H256ZM260 45H258V46H260ZM68 46H69V45H68ZM73 46H74V45H73ZM96 46H97V44H96ZM105 46H103V47L105 48ZM109 46H110V45H109ZM155 46H156V44H155ZM164 46H166V45H164ZM172 46H173V45H172ZM180 46H181V45H180ZM202 46H203V45H202ZM204 46H205V45H204ZM210 46L208 47V45H207V43H206V46H205V47L209 48V50L211 51L212 49H210ZM218 46L221 47L220 45H218ZM222 46H223V45H222ZM242 46H243V45H242ZM255 46H254L253 48H256ZM261 46H260V48H261ZM59 47H60V45H59ZM59 47H58V48H59ZM69 47H70V46H69ZM71 47H70V48H71ZM79 47H80V46H79ZM100 47H101V45L99 44V48H100ZM116 47H117V50H118V46H116ZM157 47H158V48H157ZM157 47H156V48H157V49H156L157 51L162 49V46H160L161 49H159V46H157ZM193 47H194V49H195V47L197 48L198 46H193ZM239 47H241V46H239ZM262 47H263V46H262ZM22 48H26V49L23 50ZM45 48H44V49H45ZM61 48H62V47H60V49H61ZM108 48H109V47H108ZM114 48H115V46H114ZM120 48H121V47H120ZM169 48H170V47H169ZM169 48H168V49H169ZM176 48H178V47L176 46ZM203 48H204V47H201V49H202L201 51H203V50L205 49V48H204V49H203ZM207 48H206V55H207V54H208V55L210 54L209 56L211 57V54H212V53H207ZM221 48H222V49H225L226 46H225V48H224V46L221 47ZM221 48H220V49H221ZM249 48H247V50H248ZM253 48H252V49H253ZM263 48H264V47H263ZM60 49H58V50H60ZM71 49H73V47H72ZM100 49L105 50V49H103V48H100ZM106 49H107V48H106ZM134 49H135V48H134ZM173 49H174V48H173ZM173 49H172V50H173ZM179 49H180V48H179ZM214 49H213L212 51H214ZM218 49H219V48H218ZM218 49H217V50H218ZM226 49H227V48H226ZM226 49H225V50H226ZM241 49H243V48H241ZM250 49H251V48H250ZM252 49H251V50H252ZM63 50H64V52L67 51L65 48H63L62 51H63ZM69 50H70V49H69ZM73 50H74V49H73ZM117 50L114 49V50H112V52H115V51H117ZM124 50H125V49H124ZM124 50L121 49V50H118V51H120V53H122V52H124ZM128 50H131V49H128V48H127V51H126V52H128ZM156 50H155V51H156ZM164 50H165V49H164ZM164 50H163V51H164ZM170 50H171V48H170ZM174 50H175L174 53H176V49H174ZM177 50H178V49H177ZM199 50H200V49H199ZM225 50H223V51H225ZM228 50H229V49H228ZM253 50H254V49H253ZM257 50H260V49L257 48L256 50H254V52L257 51ZM51 51H52V50H51ZM51 51H49V52L51 53ZM53 51H54V50H53ZM53 51H52V52H53ZM89 51H90V50H89ZM89 51H88V52H89ZM94 51H95V50H94ZM105 51H106V50H105ZM105 51H104V53H106ZM108 51H109V49H108ZM118 51H117V52H118ZM121 51H122V52H121ZM157 51H156V52H157ZM161 51H162V50H161ZM161 51H158L157 54H159V52H161ZM163 51H162V54H163ZM167 51H168V50H167V48H166V51H164V53H166ZM196 51H198V50H196ZM201 51H200V52H201ZM221 51H222V50H221ZM223 51H222V52H223ZM248 51H249V50H248ZM85 52H86V51H85ZM96 52H98V51H96ZM100 52L103 53V51H100ZM100 52H98V55H100ZM112 52H111V53H112ZM117 52H115V53H117ZM126 52H125L124 55H128V56H131V55H132V54L129 55V54H130L129 52L126 54ZM130 52H131V51H130ZM132 52H133V51H132ZM145 52H146V50H145ZM169 52H171V51H169ZM216 52H218V55H219V53H221L219 50L216 51ZM228 52H229V51H228ZM252 52H253V51H252ZM258 52H259V51H258ZM46 53L48 54V51H46ZM46 53H45V54H46ZM68 53H70V51H68ZM68 53L66 52L67 55L64 54V55H65L64 58H65L66 60H68V55H69ZM104 53H103V54H104ZM109 53H110V52H109ZM115 53H114V54H115ZM118 53H119V52H118ZM140 53H141V52H140ZM224 53H226V51H225ZM224 53H223V54H224ZM235 53H236V52H235ZM107 54H108V52L106 53L105 56H107ZM114 54L112 53V56H113ZM168 54L170 55V53H168ZM172 54H173V53H172ZM203 54H204V55H203V58H202V59H204V56L206 57L205 53H203ZM227 54H231V55H232L231 52H229V53H227ZM52 55H53V54H52ZM52 55H50V56H52ZM76 55H77V53H76ZM86 55H87V54H86ZM95 55H96V54H95ZM108 55H109V54H108ZM124 55H123V56H124ZM142 55H143V54H142ZM145 55H147V54H145ZM163 55H164V54H163ZM163 55H161V57H160L161 59H163V57H166V56H167L166 54H165L166 56H163ZM187 55H189V54H186V56H184V57H186V58L188 57V58H189V56H187ZM201 55H202V53L200 54V56H201ZM208 55H207V56H208ZM248 55L250 56V54H248ZM251 55H252V54H251ZM22 56H23V55H22ZM66 56H67V58H66ZM70 56H71V54H70ZM96 56H97V55H96ZM109 56L111 57V54H110ZM119 56H120V55H119ZM143 56H144V55H143ZM156 56H157V55H156ZM170 56H171V55H170ZM170 56H168V57H170ZM174 56H175V55H174ZM180 56H181V55H180ZM193 56L195 57V55H192V57H193ZM220 56H221V55H220ZM232 56H234V55H232ZM232 56H228V57H230V58L232 59ZM235 56L238 57V55H236V54H235ZM235 56H234V58H235ZM249 56H246V57H249ZM62 57H63V56H62ZM74 57H75V56H73V59H75ZM86 57H87V56H86ZM114 57H115V56H113V59H114ZM116 57H118L117 54H116ZM120 57H122V56H120ZM131 57H132V56H131ZM145 57H146V56H145ZM182 57H183V55H182ZM182 57H181V58H182ZM184 57H183V58H184ZM210 57H206L207 59H205V60H209L208 58H210ZM213 57H214V56H213ZM222 57H223V56H222ZM228 57H227V56L224 57L225 59H227L226 61H228ZM251 57H256V54H254V56H251ZM71 58H72V57H71ZM88 58L91 59L92 57H88ZM88 58H87V60H89ZM102 58H104V57H102ZM125 58L128 60V57L125 56ZM132 58H133V59L135 58L134 55H133ZM140 58H141V55H140ZM143 58H144V57H143ZM143 58H142V59H143ZM154 58H155V56H154ZM157 58H159V56H157ZM172 58H173V57H172ZM176 58H178V56L175 57V59H176ZM183 58H182V59H179V58H178L179 60H177V62H178V61L181 62V60H184V62H185V59H186V58H184V59H183ZM188 58H187V60H188L187 62L190 61L189 59L191 58V56H190L189 59H188ZM200 58H201V57H200ZM24 59H25V58H24ZM42 59H43V58H42ZM62 59H63V58H62ZM62 59L59 60V64H60V63L63 64V63H62L63 61L61 62ZM69 59H70V58H69ZM104 59H105V58H104ZM111 59H112V57H111V58H108V56H107V58L102 62V65H100L101 70H99V71H100V72L102 71V73H100V76H98V77H100V78L98 79V81H93V80H91V75H90V74H87V76L85 75V78L83 79V81L81 80V81L84 83L83 88H85L87 95H88L89 97L94 98V99L98 102V104H99V108H100V109H99L100 111L98 110L99 112H98V113H97V112L95 113L96 115H95V114H94L93 116L91 115V116L94 118V119L92 120V122H93V127H92V125H91V130H90V131H87V130H89V129H86V130H85L86 132H83V133H86V134L88 133V134L90 135V137H92V138H89V140H90V139H93V140H90V141H95V143H96V141H99V140H100L99 142H102V139H100V138H104V140H105V139L108 140V139H109V136H111V135H109V132H110L111 128H113V127H114L113 129L116 128L117 130H118V128H119L118 131H120V129H121L120 132H118L116 129H115L116 131L114 130V131L116 132V133H115V134H116L115 136H117L118 134H119L118 136H120L121 133H122L123 131H124V132H123L124 134L127 133V131H125L126 129H122V128H124L125 125H126V123H125L126 117L123 116V114L126 113V112L124 113V109H125V108H124L123 110H121L122 108L119 109V106H118V101H120V99H121L119 96L123 97V95L120 94V93H122V92L120 91V93H119V89H118V87H119V85H122V84H121V82H120L121 80H120V81L118 80L120 83L117 85V86H118V87H117V86H116V83H115L116 80H115V82H114V80L111 81V79L114 78V77L111 76V73H113V72H111V70H110V68L113 69L112 66H113V64H114V63H113L112 66L110 65L111 62H113V61H110ZM118 59H119V58H118ZM118 59H117V60H118ZM122 59H123V58H122ZM126 59H125V60H126ZM142 59H140V60L142 61ZM166 59H167V61H169L168 58H165V60H166ZM191 59H192L191 62H193L192 64H194L195 62H197V61H195L196 57H195V58H191ZM193 59H194V60H193ZM212 59H214V58H212ZM212 59H210V60H212ZM231 59H230V60H231ZM235 59H237V58H235ZM251 59H253V58H250V60H251ZM254 59H255V58H254ZM63 60H64V59H63ZM66 60H65V62H66ZM91 60H92V59H91ZM91 60L88 61V62H89V63L92 62ZM95 60H97V59H95ZM100 60H103V59H101V57H100V59L97 60V61L99 62ZM114 60H115V59H114ZM123 60H124V59H123ZM123 60H122V61L120 60V61L123 62ZM130 60H131V58H130ZM158 60H159V59H158ZM196 60H197V59H196ZM199 60H201V59H199ZM210 60L207 61V62H208V63H211L212 61H215V60H212V61H210ZM245 60H247V59H245ZM250 60H249V62H250ZM46 61H47V60H46ZM132 61H136V59H135V60H132ZM132 61H131V63H132ZM141 61L138 60V62H141ZM155 61H157V60H155ZM167 61H166V63H167ZM203 61H204V60H203ZM237 61H238V60H237ZM252 61H253V60H252ZM67 62L70 63V60L67 61ZM76 62H77V60H76ZM124 62H125V61H124ZM126 62H127V61H126ZM126 62H125V63H126ZM128 62H129V61H128ZM146 62H147V61H146ZM146 62H144V60H143L141 63H139V64H135V65H140V64H142V63H145V64H146ZM159 62L161 63L162 61L159 60ZM163 62H165V61H163ZM163 62H162V66H163V64H164ZM169 62H170V61H169ZM169 62H168V64H169ZM179 62H178V63H179ZM182 62H183V61H182ZM199 62H200V61H199ZM207 62L204 61V64H205L204 66H206ZM215 62H216V61H215ZM229 62H230V61H229ZM253 62L255 63V61H253ZM74 63H75V61H74ZM74 63H72V64H74ZM92 63H93V62H92ZM92 63H91V64H92ZM129 63H130V62H129ZM147 63H148V62H147ZM166 63H165V64H166ZM170 63H171V62H170ZM178 63L176 64V63H173V62H172L171 64H172V65L174 64V66L176 67V66H178V65L180 64V63H179V64H178ZM197 63H198V62H197ZM212 63H213V62H212ZM216 63H217V62H216ZM230 63L232 64V62H230ZM254 63H253V64H254ZM61 64H60V65H61ZM65 64H66V63H65ZM72 64H68V65H70L71 67H73ZM76 64H77V63H76ZM76 64H74L75 68H76ZM117 64H119V61H117ZM121 64L123 65V63H121ZM121 64H120V66H117L118 68L114 65L116 68L114 67V69H113V71L116 72L117 75H119L120 78H121V73H124V71L122 70V67H123V66H122ZM175 64H176V65H175ZM195 64H196V63H195ZM195 64H194V66H196ZM234 64H235V61H234L233 65H234ZM240 64H241V63H240ZM98 65H99V63H98ZM98 65H97V67H99ZM124 65H125V64H124ZM128 65H129V64H128ZM130 65H131V64H130ZM201 65H202V64H201ZM207 65H209V64H207ZM229 65H230V64H229ZM237 65H238V67L236 68V69H237V72L239 71V73H240V70L238 69L239 66H241V65H239V61H238V64H237ZM237 65H236V66H237ZM48 66H49V65H48ZM61 66H62V65H61ZM65 66H66V65H65ZM126 66H127V65H126ZM132 66H134V63H133ZM132 66H131V68H134V67L136 68V67H137V66H134V67H132ZM143 66H144V65H143ZM147 66H148V64H147ZM168 66H169V65H168ZM168 66L166 65V66H165V67H166L165 69H167V68H170L171 70L174 69V68H172V67H168ZM174 66H173V67H174ZM199 66H200V65H199ZM209 66H212V65L210 64ZM209 66H208V67H209ZM215 66H216V64H215V65L213 64V67H215ZM219 66H220V65H219ZM62 67H63V66H62ZM97 67H96V69H97ZM128 67H129V69H130V66L125 67V72L127 73L128 76H123V75L125 74V73H124V74L122 75V76H123L122 79H124L125 77H126L125 79L130 78V77H129V74H130V73H128L129 69L126 70V68H128ZM138 67H139V66H138ZM140 67H141V65H140ZM184 67H185V66L182 67V65H180V67H176V68H177V71H176L175 69H174V71H176V72H178V74H180L178 70H180V68H181V72H182V71H184V70H183ZM200 67H201V66H200ZM216 67H217V66H216ZM221 67H222V66H221ZM231 67L233 68L232 65H231ZM234 67H235V66H234ZM64 68H65V67H64ZM67 68H68V67H67ZM78 68H80V67L77 66V69H78ZM90 68H91V67H90ZM123 68H124V67H123ZM142 68H143V67H142ZM142 68H141V69H142ZM144 68H145L146 70H149V69H150V68L148 69L146 66H145ZM144 68H143V69H144ZM160 68H161V67H160ZM225 68H226V67H225ZM48 69H49V68H48ZM50 69H51V68H50ZM65 69H66V68H65ZM85 69H86V68H85ZM96 69H95V70H96ZM145 69H144V70H145ZM153 69H155V68L153 67ZM153 69H152V70L150 69V70L153 71V72L155 73L156 70H153ZM162 69H163V71H166V70L164 69V67H163ZM162 69H161V70H162ZM170 69H167V70H170ZM206 69H207V68H206ZM210 69H212V67H210ZM214 69H215V68H214ZM214 69H213V70H214ZM219 69H220V68H219ZM222 69H224V67H222ZM236 69H235V70H236ZM73 70H75V69H73ZM89 70H90V69H88V71H89ZM92 70H93V69H92ZM135 70L138 71V70H140V69H135ZM135 70H134V71H135ZM144 70H143V71H144ZM150 70H149L148 72L146 71V72H147L148 79H149V76L153 77V73H152ZM161 70H160V71H161ZM171 70H170V71H167V72L170 73ZM204 70H205V69H204ZM216 70H217V69H216ZM224 70H225V69H224ZM233 70H234V69H233ZM48 71H49V70H48ZM68 71H69V70H68ZM68 71H67V72H68ZM78 71H79V70H78ZM78 71H77V72H78ZM97 71H98V70H96L95 72H97ZM132 71H133V70H132ZM140 71H141V70H140ZM140 71H138L137 73L141 74ZM160 71H159V72H160ZM185 71H186V70H185ZM185 71H184V72H185ZM195 71H196V70H195ZM195 71H194V72H195ZM217 71H218V70H217ZM221 71H222V70H221ZM226 71H227V68H226ZM34 72H35V71H34ZM70 72H71V71H70ZM72 72H73V71H72ZM135 72H136V71H135ZM149 72H151L152 75H151V73L148 75ZM167 72L160 73V74H161V75H162V74H163V75L165 74L164 77L167 78V76H168ZM176 72H175V76L178 77V76L176 75V74H177ZM231 72H232V71H231ZM45 73H46V72H45ZM68 73H69V72H68ZM82 73H84V72H82ZM88 73H91V72H88ZM133 73H134V72H133ZM137 73H134L133 75H132V73H131L130 75L134 76V75L136 74L137 77H136V76H135V77H136V78H139L140 75H138ZM142 73L144 74L145 71L142 72ZM171 73L173 74V70H172ZM203 73H204V72H203ZM214 73H215V72H214ZM218 73H220V71H218ZM221 73H222V72H221ZM227 73H228V72H226L225 74L227 75ZM235 73H236V71H235ZM235 73H234V74H235ZM46 74H47V73H46ZM60 74H62V73H60ZM72 74H74V72H73ZM72 74H71V75H72ZM145 74H146V73H145ZM145 74H144V75H145ZM201 74H202V73H201ZM228 74H229V73H228ZM231 74H232V73H231ZM237 74H238V73H236L235 77L237 76ZM240 74H241V73H240ZM42 75H43V74H42ZM68 75H69V74H68ZM112 75H113V74H112ZM144 75H143V77L141 76L143 79H144ZM154 75H155V74H154ZM157 75H158V72H157L156 76H157ZM194 75H195V73H194ZM194 75H193V76H194ZM206 75H207V74H206ZM213 75H214V74H213ZM220 75H221V74H220ZM232 75H233V74H232ZM72 76H73V75H72ZM72 76H71V77H72ZM75 76H76V75H75ZM75 76H74V78H76V81L79 80V79H78L79 76H77V77H75ZM96 76H97V75H96ZM96 76H95V77H96ZM138 76H139V77H138ZM158 76H159V75H158ZM158 76H157V77H158ZM169 76L171 77V74H170ZM169 76H168V78H167V82H168V84L171 83V85L173 86V82L175 81V82L177 83V85H181V84H178V83H181V82H179V81L177 82L176 79H175L174 81L170 80L171 78L169 79ZM195 76H196V75H195ZM222 76H225V75L222 74ZM222 76H221V77H222ZM229 76H230V74H229ZM58 77L63 78L64 76L62 77V75H61V76H58ZM68 77H69V76H68ZM117 77H118V76H117ZM117 77L115 76V78H117ZM119 77H118V78H119ZM135 77H133V78H134V81L132 82V83H134V84H135V81H137V80L135 79ZM151 77H150V78H151ZM159 77H161V76H159ZM196 77H200V75L198 74V76H196ZM72 78H73V77H72ZM72 78H70L71 80L67 78V79H68V82H69V80H70V81H73L74 79H72ZM115 78H114V79H115ZM145 78H146V76H145ZM173 78H174V77H173ZM178 78H179V77H178ZM180 78H181V77H180ZM193 78H195V77H193ZM226 78H227V77H226ZM230 78H231V77H230ZM92 79H93V78H92ZM140 79H141V78H140ZM151 79H152V78H151ZM162 79H163V78H162ZM168 79H169V80H168ZM202 79H203V78H202ZM236 79H237V78H236ZM238 79H241V78H238ZM246 79H247V78H246ZM127 80H128V79H127ZM129 80H130V79H129ZM131 80H132V79H131ZM141 80H142V79H141ZM144 80H145V79H144ZM144 80H142V81L144 82ZM153 80H154V79L150 80V81H152V83H153L152 85H153L154 87H155V86H158L159 83H157V82H153ZM157 80H158V79H157ZM182 80H183V78H182ZM182 80H181V81H182ZM247 80H248V79H247ZM251 80H252V79H250V81H251ZM58 81H60V80H58ZM58 81H56V83H59ZM63 81H64V80H63ZM66 81H67V80H66ZM81 81L79 80V83H80ZM122 81H124V80H122ZM138 81H139V80H138ZM145 81H147V80H145ZM154 81H156V80H154ZM162 81H164V80H162ZM162 81H161V82H162ZM171 81H172V82H171ZM202 81H203V80H202ZM234 81H235V80H234ZM240 81H242V83L246 82V81L243 82V80H240ZM248 81H249V80H248ZM250 81H249V82H250ZM6 82H4V83H6ZM130 82H131V81H130ZM158 82H159V81H158ZM235 82H237V80H236ZM252 82H253V80H252ZM252 82H251V84H250V83H249V84L252 85V84H253ZM255 82H257V81H255ZM255 82H254V83H255ZM0 83H1V82H0ZM64 83H65V82H64ZM71 83H72V82H71ZM73 83H74V82H73ZM75 83H76V82H75ZM79 83H76V85H78ZM83 83H82V84H83ZM114 83H115V84H114ZM164 83H165V81H164ZM194 83H195V82H194ZM197 83H198V82H197ZM205 83H206V82H205ZM231 83H232V82H231ZM242 83H241V84H242ZM257 83H258V82H257ZM257 83H256V84H257ZM260 83H261V82H260ZM142 84H143V83H141L140 85H142ZM154 84H155V85H154ZM156 84H157V85H156ZM160 84H161V83H160ZM160 84H159V85H160ZM238 84H239V82H238L236 85L238 86ZM244 84H245V83H244ZM244 84H243V85H244ZM256 84H255V85H256ZM1 85H2V83H1ZM57 85H58V84H57ZM73 85H74V84H73ZM162 85H163V84H162ZM171 85H170V86H171ZM184 85H186V84H183V83H182L181 86L183 87ZM234 85H235V83H234ZM234 85H233V87H234ZM257 85H258V84H257ZM257 85H256L255 87H257ZM122 86H123V85H122ZM131 86H132V85H131ZM153 86H152V88H153ZM170 86H169V88H170ZM181 86H178V87H181ZM191 86H192V85H191ZM191 86L189 85L188 87L191 88ZM202 86H203V85H202ZM237 86H235V88H236ZM246 86H247V85H245L244 87H246ZM260 86H261V84H260ZM260 86H259V87H260ZM33 87H34V88H33ZM62 87H63V85H62ZM81 87H82V86H81ZM133 87H134V86H133ZM158 87H159V86H158ZM163 87H164V86H163ZM194 87H195V85H194ZM241 87H242V85H241ZM250 87H251V86H250ZM250 87H247V89H249ZM261 87H262V86H261ZM4 88H5V85H4ZM65 88H66V85H65ZM119 88H120V87H119ZM123 88H124V87H122V90H123ZM126 88H127V87H126ZM147 88H148V87H147ZM160 88H162V87H159V89H160ZM164 88H165V87H164ZM186 88H187V86H186ZM189 88H187V89H189ZM195 88H196V87H195ZM195 88H191V90H192V89L195 90ZM253 88H254V87H253ZM130 89H131V88H130ZM153 89H154V88H153ZM153 89H151V90H153ZM159 89L156 88V90H158L159 92L162 91L161 89H160V90H159ZM167 89H168V88H167ZM170 89H171V88H170ZM203 89H204V88H203ZM238 89H239V87H238ZM238 89H236V90H238ZM251 89H252V88H251ZM255 89H256V88H254V90H252V91L254 92ZM257 89H258V87H257ZM75 90H77V88H76ZM151 90H150V91H151ZM164 90H165V89H164ZM168 90H169V89H168ZM197 90L199 91L198 87H197V89H196L195 91H197ZM205 90H206V89H204V91H205ZM214 90H215V89H214ZM239 90L241 91V89H239ZM249 90H250V89H249ZM260 90H261V88H260ZM128 91H129V90H128ZM170 91H171V90H170ZM209 91H210V90H209ZM219 91H222V90H219ZM243 91H244V90H243ZM258 91H259V89H258L257 91H255L254 93H253V92H252V93L255 94V93H257ZM6 92H7V91H6ZM9 92H10V91H9ZM71 92H73V91H71ZM152 92H153V91H152ZM163 92H164V91H163ZM168 92H169V91H166L165 94H169ZM179 92H180V91H179ZM182 92H184V91H182ZM187 92H188V91H187ZM189 92L191 93V91H189ZM189 92H188V93H189ZM206 92H208V91H206ZM250 92H251V91H250ZM260 92H261V91H260ZM7 93H8V92H7ZM63 93H65V92H63ZM118 93H119L120 95H119ZM124 93H125V92H124ZM154 93H157V92L155 91ZM202 93H203V92H202ZM209 93H210V92H209ZM258 93H259V92H258ZM33 94H34V93H33ZM36 94H35V96H36ZM71 94H73V93H71ZM178 94H179V93H178ZM216 94H217V92H216ZM219 94H221V92H220ZM219 94H218V95H219ZM7 95H8V94H7ZM41 95H42V92H41ZM62 95H65V96H66V97H65L66 99H68V98L71 96L70 94H67V95H66V94H62ZM158 95H159V93H158ZM158 95L156 94V96H158ZM240 95H241V94H240ZM54 96H55V97L52 99V101H53V108H55V107L57 106V104H58L57 102H58V100H59V96H61V95H54ZM139 96H140V94H139ZM156 96H154V97H156ZM215 96H216V95H215ZM251 96H252V95H251ZM8 97H9V96H8ZM74 97H75V96H74ZM128 97H129V96H128ZM128 97H127V98H128ZM170 97H171V96H170ZM213 97H214V96H213ZM219 97H220V96H219ZM70 98H71V97H70ZM119 98H120V99H119ZM123 98H124V97H123ZM134 98L136 99V97H134ZM178 98H179V97H178ZM186 98H187V97H186ZM224 98H225V97H224ZM10 99H11V97H10ZM17 99H18V98H17ZM60 99H61V97H60ZM72 99H73V98H72ZM74 99H75V98H74ZM118 99H119V100H118ZM141 99H142V98H141ZM156 99H157V98H156ZM243 99H244V98H243ZM259 99H260V98H258V102H259ZM7 100H8V98H7ZM46 100H47V99H46ZM78 100H79V99H78ZM131 100H132V99H131ZM158 100H159V99H158ZM248 100H249V99H248ZM18 101H19V99H18ZM47 101H48V100H47ZM47 101H46V103H48ZM50 101H51V100H50ZM121 101H122V100H121ZM126 101H128V100H126ZM147 101H148V100H147ZM179 101H180V100H179ZM252 101H253V100H252ZM128 102H129V101H128ZM139 102H140V101H139ZM144 102H145V101H144ZM254 102H255V101H254ZM254 102H252V104H251L252 108L254 109V107H256L255 109H257V110L259 111L260 109L257 108V106L259 105V104L257 105L258 102H257V103H256V102L254 103ZM37 103H38V102H37ZM75 103H77V102H75ZM137 103H138V100H137ZM140 103H141V102H140ZM221 103H222V102H221ZM221 103H220V104H221ZM263 103H264V102H263ZM71 104H72V103H71ZM79 104H80V103H79ZM141 104H143V102H142ZM204 104H205V103H204ZM253 104H254V105H257V106H254ZM38 105H39V104H37V106H38ZM144 105H145V104H144ZM182 105H183V104H182ZM202 105H203V104H202ZM4 106H5V105H4ZM7 106H8V105H7ZM7 106H6V107H7ZM74 106H75V105H74ZM138 106H139V105H138ZM141 106H143V105H141ZM168 106H169V105H168ZM224 106H225V104H224ZM226 106H227V105H226ZM263 106H264V104L261 106V110L264 109ZM32 107H33V108H32ZM41 107H44V105H43V106H42V105L38 106V108L42 109ZM49 107H50V106H49ZM70 107H71V106H70ZM143 107H144V106H143ZM227 107H231V106H227ZM234 107H235V106H233V107H231V108H234ZM245 107H246V106H245ZM259 107H260V106H259ZM7 108H8V107H7ZM9 108H10V107H9ZM36 108H37V107H36ZM198 108H199V107H198ZM220 108H221V107H220ZM222 108H223V107H222ZM235 108H236V107H235ZM10 109H11V108H10ZM12 109H13V108H12ZM17 109H18V108H16V111H18ZM21 109H19V110L21 111ZM27 109H28V108H27ZM46 109H49V108L47 107ZM68 109H69V108H68ZM71 109H72V108H71ZM76 109H77V108H76ZM227 109H229V108H227ZM239 109H241V107H240ZM255 109H254V110H255ZM37 110H38V109H37ZM50 110H51V109H50ZM55 110H56V109H55ZM55 110H54V111H55ZM232 110H235V109H232ZM232 110L229 109V110H227V111L230 112V111H232ZM257 110H256V112H258ZM13 111H14V110H13ZM38 111H39V110H38ZM38 111H36V112H38ZM78 111H79V110H78ZM78 111H77V112H78ZM122 111H123V114H122ZM237 111H238V110H237ZM262 111H263V110H262ZM262 111H260V112H262ZM34 112H35V111H34ZM42 112H44V111H42ZM42 112L40 113L41 115H42ZM49 112H50V111H49ZM163 112H164V111H163ZM165 112H166V109H165ZM229 112H228V113H229ZM260 112H258V113L260 114ZM50 113H51V112H50ZM55 113L57 114V112H55ZM66 113H69V112L66 110ZM66 113H65V117H66V115H67V117H68L69 114H70L72 117H73V115H74L73 112H72V114H71V113L66 114ZM74 113H75V112H74ZM147 113H148V112H147ZM171 113H172V112H171ZM184 113H185V112H184ZM223 113H224V112H223ZM21 114H22V113H21ZM23 114H24V113H23ZM26 114H28V113L26 112ZM32 114H34V113H32ZM43 114H44V113H43ZM78 114H79V113H77V115H76V113H75L76 117H78ZM151 114H152V112H151ZM162 114H163V113H162ZM164 114H165V113H164ZM164 114H163V116H164ZM246 114H247V113H246ZM29 115H30V114H29ZM35 115H36V114H35ZM38 115H39V113H38ZM53 115H54V114L52 113V117H53ZM75 115H74V117H73V118H74V121H75V118H76ZM85 115H86V113H85ZM87 115H88V114H87ZM89 115H90V114H89ZM89 115H88V116H89ZM125 115H126V114H125ZM141 115H142V114H141ZM159 115H160V114H159ZM168 115H169V114H168ZM225 115H226V114H225ZM1 116H2V115H1ZM31 116H32V115H31ZM39 116H40V115H39ZM43 116H44V115H43ZM45 116H46V115H45ZM47 116H48V115H47ZM47 116H46V117H47ZM58 116H59V114H58ZM147 116L149 117V115H147ZM211 116H212V115H211ZM216 116H217V115H216ZM254 116H255V115H254ZM254 116H253V117H254ZM27 117H28V119H29V116H26V118H27ZM67 117H66V118H67ZM80 117H81V116H80ZM83 117H84V116H83V114H82V118H83ZM92 117H90V118L87 117V118L91 119ZM160 117H161V116H160ZM160 117H158V118H160ZM164 117H165V116H164ZM164 117H163V118H164ZM171 117H172V115H171ZM171 117H170V118H171ZM225 117H226V116H225ZM242 117H243V116H242ZM247 117H248V116H247ZM35 118H36V116H35ZM42 118H43V117H42ZM50 118H51V117H50ZM130 118H132V117H130ZM143 118H144V117H143ZM143 118H141L142 121H143ZM156 118H157V117H156ZM158 118H157V119H158ZM161 118H162V117H161ZM161 118H160V120H161ZM163 118H162V119H163ZM165 118H167V117H165ZM174 118H175V117H174ZM218 118H219V117H218ZM218 118H217V119H218ZM222 118H223V117H222ZM222 118H221V119H222ZM249 118H250V117H249ZM251 118H252V117H251ZM32 119H34V118H31V117H30V120H31V121H32ZM55 119H56V118H55ZM79 119H80V118H79ZM79 119L76 118V120H78V121H79ZM124 119H125V120H124ZM128 119H129V118H128ZM144 119H145V118H144ZM184 119H186V118H184ZM226 119H227V118H226ZM226 119H225V122H226ZM259 119H261V118H259ZM1 120H2V119H1ZM45 120H46V119H45ZM50 120L54 121V119H50ZM50 120H49V121H50ZM129 120H130V119H129ZM145 120H146V119H145ZM166 120H167V119H166ZM215 120H216V119H215ZM228 120H229V119H227V121H228ZM233 120H234V119H233ZM261 120H262V119H261ZM2 121H4V120H2ZM2 121H1V122H2ZM18 121H20V120H16V122H18ZM24 121H25V120H24ZM33 121H35V119H34ZM36 121H37V120H36ZM71 121H72V120H71ZM74 121H73V122H74ZM83 121H84V120H83ZM126 121H127V123L129 122L128 120H126ZM139 121H140V120H139ZM154 121H155V118H154ZM156 121H157V120H156ZM230 121L232 122V119H231ZM230 121H229V122H230ZM246 121H247V120H246ZM263 121H264V120H263ZM26 122H27V120H26ZM26 122H25V123H26ZM88 122H89V121H87L86 123L89 124V123L91 122V120H90L89 123H88ZM92 122H91V124H92ZM130 122H133V121H130ZM140 122H141V121H140ZM169 122H170V120H169ZM248 122H249V121H248ZM13 123H15V122H13ZM19 123H21V121H20ZM27 123H28V122H27ZM27 123H26V124H27ZM36 123H37V122H36ZM38 123H39V122H38ZM49 123H50V122H49ZM74 123H75V122H74ZM124 123H125V125H124ZM153 123H154V122H153ZM172 123H173V122H172ZM221 123H222V121H221ZM221 123H220V124H221ZM263 123H264V122H263ZM1 124H2V123H1ZM6 124H7V123H6ZM6 124H5V125H6ZM8 124H10V123H8ZM8 124H7V125H8ZM21 124H22V123H21ZM21 124H19V125H17V126H20ZM71 124H72V123H71ZM77 124H78V123H77ZM128 124H129V123H128ZM154 124H155V123H154ZM158 124H160V122H159ZM158 124H157V125H158ZM161 124H162V122H161ZM169 124H170V123H169ZM178 124H179V122H178ZM226 124H227V123H226ZM226 124H225V125H226ZM234 124H235V123H234ZM236 124H237V123H236ZM238 124L241 125L240 123H238ZM238 124H237V125H238ZM242 124H243V123H242ZM10 125H11V124H10ZM78 125H79V124H78ZM155 125H156V124H155ZM189 125H190V124H189ZM230 125H231V123H230ZM239 125H238V126H239ZM263 125H264V124H263ZM8 126H9V125H8ZM24 126H25V125H24ZM30 126H31V125H30ZM48 126H49V125H48ZM72 126H73V125H72ZM75 126H76V123H75ZM127 126H128V125H126V128H127ZM187 126H188V125H187ZM215 126H216V125H215ZM25 127H26V126H25ZM27 127H28V126H27ZM39 127H40V126H39ZM80 127H81V125H80ZM80 127L78 126V128H80ZM104 127H108V129H103ZM154 127H155V126H154ZM156 127H157V126H156ZM156 127H155V129H156ZM160 127H161V126H160ZM163 127H164V126H163ZM163 127H162V128H163ZM178 127H179V126H178ZM178 127H177V128H178ZM183 127H184V126H183ZM183 127H182V128H183ZM185 127H186V125H185ZM240 127H241V126H240ZM5 128H6V127H5ZM18 128H19V127H17V129H18ZM51 128H52V127H51ZM68 128H69V127H68ZM76 128H77V127H76ZM76 128H75V129H76ZM157 128H158V127H157ZM165 128H166V127H165ZM165 128H164V129H165ZM173 128H174V126H173ZM175 128H176V127H175ZM189 128H190V126H189ZM228 128H229V127H228ZM238 128H239V127H238ZM47 129H48V128H47ZM73 129H74V128H73ZM73 129H72V127H71L70 130L72 131ZM75 129H74V130H75ZM80 129H81V128H80ZM80 129H79V130H80ZM113 129H112V131H113ZM131 129H132V128H131ZM131 129L129 128L130 131H131ZM134 129H135V128H134ZM239 129H240V128H239ZM9 130H10V127H9ZM19 130H20V129H19ZM74 130H73V132H74ZM105 130H106V131H105ZM122 130H123V131H122ZM132 130H133V129H132ZM137 130H138V128H137ZM167 130H168V128H167ZM174 130H175V129H174ZM179 130H180V128H179ZM182 130H183V129H182ZM182 130H181V131H182ZM1 131H2V130H1ZM10 131H11V130H10ZM21 131H22V130H21ZM25 131H26V130H25ZM75 131L77 132L78 129H76ZM176 131H177V129H176ZM187 131H188V129H187ZM190 131H191V130H190ZM11 132H12V131H11ZM35 132H36V131H35ZM67 132H68V131H67ZM76 132H74V133H76ZM81 132H82V131H81ZM81 132H80V133H81ZM117 132H118V133H117ZM133 132H134V131H133ZM135 132H136V131H135ZM165 132H166V129H165ZM177 132H178V131H177ZM184 132H185V131L183 130V134H184ZM31 133H32V132H31ZM51 133H52V132H51ZM70 133H72V132H70ZM74 133H72V134H74ZM123 133H122V135H124ZM157 133H158V132H157ZM237 133H238V132H237ZM88 134H87V137H88ZM110 134H111V133H110ZM127 134H129V132H128ZM133 134H134V133H133ZM136 134H137V133H136ZM163 134H164V133H163ZM172 134H173V133H172ZM181 134H182V133H181ZM181 134H180L179 136H181ZM26 135H27V134L22 135V136H26ZM34 135H35V134H34ZM67 135H68V134H67ZM75 135H76V134H75ZM131 135H132V134H131ZM134 135H135V134H134ZM184 135H185V134H184ZM139 136H140V135H139ZM167 136H168V135H167ZM169 136H170V135H169ZM2 137H3V135H2ZM69 137H70V136H69ZM78 137H79V136H78ZM78 137H77V138H78ZM95 137L97 138V140L94 139ZM125 137H126V136H125ZM145 137H147V136H145ZM149 137H150V136H149ZM157 137H158V135H157ZM3 138H5V136H4ZM3 138H2V139H3ZM71 138H72V136H71ZM73 138H74V136H73ZM73 138H72V139H73ZM112 138H113V136H112ZM112 138H111V140L109 139V140H110V141H108L109 144H110L111 141L113 140ZM115 138H116V137H115ZM121 138H122V137H121ZM151 138H152V136H151ZM155 138H156V137H155ZM171 138H172V137H171ZM180 138H181V137H180ZM182 138H183V137H182ZM74 139H76V138H74ZM79 139H80V138H79ZM125 139H126V138H125ZM125 139H122V140H125ZM149 139H150V138H149ZM159 139L161 140L160 137H159ZM162 139H163V138H162ZM187 139H188V138H187ZM191 139H192V138H191ZM193 139H194V138H193ZM7 140H8V139H7ZM17 140H18V139H17ZM37 140H38V139H37ZM37 140H36V141H37ZM104 140H103V141H104ZM116 140H117V141L119 140L117 143L121 142L119 138L116 139ZM116 140H115V142H116ZM160 140H159V141H160ZM171 140H172V139H171ZM184 140H185V139H184ZM189 140H190V139H189ZM19 141H20V140H19ZM40 141H41V140H40ZM61 141H62V140H61ZM68 141H69V140H68ZM113 141H114V140H113ZM126 141H127V139H126ZM128 141H129V140H128ZM150 141H151V140H150ZM153 141H154V140H153ZM155 141H156V140H155ZM155 141H154V142H155ZM161 141H162V140H161ZM172 141H173V140H172ZM187 141H188V140H187ZM187 141H186V143H189V142H187ZM192 141H193V140H192ZM11 142H12V140H11ZM24 142H25V141H24ZM65 142H66V144H68L66 140H65ZM70 142H71V141H70ZM79 142H80V141H79ZM156 142H157V141H156ZM195 142H196V141H195ZM244 142H245V141H244ZM9 143H10V142H8V145H9ZM14 143H15V142H14ZM28 143H29V142H28ZM30 143H31V142H30ZM38 143H39V142H38ZM38 143H37V144H38ZM59 143H61L60 140H59L58 144H59ZM95 143H94V144H95ZM123 143H124V142H123ZM162 143H164V141H163ZM171 143H172V142H171ZM192 143H193V142H192ZM40 144H41V143H40ZM43 144H44V142H43ZM48 144H49V143H48ZM71 144H72V142H71ZM78 144H80V143H78ZM98 144H99V143H98ZM104 144H105V143H104ZM104 144H103V145H104ZM106 144H107V142H106ZM121 144H122V142H121ZM164 144H165V143H164ZM18 145H19V144H18ZM62 145H63V144H62ZM62 145H57V146L60 147V146H62ZM73 145H74V144H73ZM73 145H72V146L70 145V146L73 148V147L75 146V145H74V146H73ZM119 145H120V144H119ZM188 145H189V144H188ZM188 145H187V147H188ZM1 146H2V145H1ZM12 146H13V145H12ZM24 146H25V145H24ZM26 146H28V145H26ZM47 146H48V145H47ZM65 146H66V145H65ZM68 146H69V145H68ZM76 146H77V145H76ZM76 146H75V147H76ZM106 146H107V145H106ZM108 146H109V145H108ZM126 146H127V145H126ZM128 146H129V145H128ZM167 146H168V145H167ZM169 146H170V145H169ZM185 146H186V145H185ZM10 147H11V146H10ZM13 147H14V146H13ZM21 147H23L22 144H21ZM44 147H45V146H44ZM48 147H50V146H48ZM59 147H57L56 149L58 150ZM80 147H81V146H80ZM80 147H79V149H80ZM104 147H105V146H104ZM119 147H122V148H123L124 145H123V146L120 145ZM174 147H175V146H174ZM195 147H196V146H195ZM14 148H15V147H14ZM17 148H18V146H17ZM26 148H27V147H25L24 151L27 150ZM35 148H36V147H35ZM52 148L54 149V148H55V145H54V147H52ZM62 148H63V147H62ZM62 148H60V150H63V149H64V148H63V149H62ZM72 148H71V149H72ZM83 148H84V147H83ZM107 148H108V147H107ZM126 148H127V147H125V150H126ZM132 148H133V147H132ZM21 149H23V148H21ZM21 149H20V150H21ZM30 149H33V148L30 147ZM30 149H28V151H29ZM69 149H70V147H69ZM75 149H76V148H75ZM75 149L73 148L72 151L74 152ZM108 149H109V148H108ZM119 149H121V148H119ZM128 149H129V148H128ZM128 149H127L126 151H128ZM166 149H167V147H166ZM222 149H223V148H222ZM66 150H67V149H66ZM173 150H174V148H173ZM173 150H172V152H174ZM175 150H176V149H175ZM223 150H224V149H223ZM17 151H18V149H17ZM28 151H27V152H28ZM42 151H43V150H42ZM75 151H76V150H75ZM129 151H132V150H129ZM168 151H169V150H168ZM168 151H167V152H168ZM9 152H12V151H10V149H9ZM19 152H21V151H19ZM22 152H23V151H22ZM35 152H36V150H35ZM68 152H69V151H68ZM119 152H120V151H119ZM123 152H124V151H123ZM167 152H166V153H167ZM23 153H24V152H23ZM33 153H34V152H33ZM40 153H41V152H40ZM132 153H133V152H132ZM16 154H17V153H16ZM16 154H15V155H16ZM26 154H27V153H26ZM68 154H70V153H68ZM72 154L74 155V153H72ZM75 154H76V153H75ZM112 154H113V153H112ZM115 154H116V153H115ZM167 154H168V153H167ZM17 155H19V154H17ZM24 155H25V154H24ZM27 155H28V154H27ZM117 155H119V154H117ZM129 155H130V154H129ZM68 156H69V155H68ZM119 157H121V156H119ZM168 157H169V155H168ZM1 158H2V157H1ZM17 158H18V157H17ZM61 158H62V157H61ZM66 158H67V157H66ZM170 158H171V157H170ZM8 159H9V157H8ZM12 159H16V158H12ZM29 159H30V158H29ZM69 159H71V158H69ZM3 160H4V159H3ZM61 160H62V159H61ZM87 160H88V159H87ZM124 160H125V158H124ZM166 160H167V159H166ZM6 161H7V160H6ZM22 161H23V160H22ZM22 161H21V163H22ZM28 161H29V160H28ZM89 161H90V160H89ZM126 161H127V160H126ZM168 161H169V160H168ZM168 161H167V163H168ZM2 162H3V161H2ZM69 162H71V161H69ZM76 162H77V161H76ZM91 162H92V160H91ZM14 163L16 164L17 162H13V164H14ZM92 163H93V162H92ZM167 163H166V164H167ZM89 164H90V163H89ZM102 164H103V163H102ZM123 164H124V163H123ZM168 164H169V163H168ZM100 165H101V164H100ZM98 166H99V165H98ZM140 166H141V165H140ZM167 166H169V165H167ZM99 167H100V166H99ZM102 167H103V166H102ZM102 167H101V168H102ZM104 167H106V166H104ZM135 167H136V166H135ZM170 167H171V165H170ZM129 168H131V166H130ZM133 168H134V167H133ZM143 168H144V167H143ZM35 169H36V168H35ZM146 169H147V168H146ZM141 170H142V168H141ZM147 170H148V169H147ZM171 170H172V168H171ZM138 171H139V170H138ZM144 171H145V170H144ZM144 171H142V172H144ZM169 171H170V170H169ZM140 172H141V171H140ZM152 172H153V171H152ZM173 172H174V170H173ZM30 173H31V172H30ZM155 173H156V172H155ZM15 174H16V173H15ZM26 174H28V173H26ZM122 174H123V173H122ZM172 174H173V173H172ZM162 175H163V174H162ZM164 175H165V174H164ZM122 176H123V175H122ZM122 176H121V177H122ZM173 176H174V175H173ZM25 177H26V176H25ZM159 177H160V176H159ZM165 178H166V177H165ZM176 179H177V178H176ZM24 180H25V179H24ZM121 180H122V178H121ZM128 180H129V179H128ZM169 180H173V179L169 178ZM169 180H168V181H169ZM178 180H179V179H178ZM122 181H123V180H122ZM174 181H176V180H174ZM172 182H173V181H172ZM1 183H2V181H1ZM25 183H27V181H26ZM134 183H135V182H134ZM170 183H171V182H170ZM107 184H108V183H107ZM122 184H123V182H122ZM30 185H32V184H30ZM64 185H65V184H64ZM120 185H121V182H120ZM124 185H125V186H124ZM124 185H122V186H120V187H123V186L126 187V185H128L127 182L124 183ZM176 185H177V181H176ZM1 187H2V184H1V186H0V189H1ZM29 187H30V186H29ZM124 187H123V188H124ZM128 187H129V186H128ZM57 188H59V186H58ZM57 188H56V189H57ZM66 188H67V187H65L64 190H65ZM126 188H127V187H126ZM29 189H30V188H29ZM56 189H54V190H56ZM70 189H71V188H67L66 191H63V190H62V191H63V192H67V191L70 192V191H69ZM121 189H122V188H121ZM127 189H129V188H127ZM60 190H61V189H60ZM123 190L126 191L125 188H124ZM57 191H58V189H57ZM53 192H54V191H53ZM53 192H51V193L53 194ZM71 192H72V191H71ZM79 192H80V191H79ZM120 192H121V191H120ZM126 192H127V191H126ZM55 193H56V192H55ZM59 193H61V192L59 191ZM59 193H58V194H59ZM75 193H76V192H75ZM67 194L69 195V193H67ZM70 194H71V193H70ZM3 195H6V194L3 193ZM68 195H67V196H68ZM77 195H78V193H76V196H77ZM71 196H72V195H71ZM76 196L73 195V197H71V198H73V199H74V197H75V199H74V201H75L74 204H75V205H76V203H77V199H76L77 197H76ZM124 196L126 197V194H125ZM1 197H3V196H2V193H1V191H0V200H1ZM9 197H10V196H9ZM126 198H127V197H126ZM6 199H7V198H6ZM6 199H5V196H4V200H5V201H6ZM128 199H129V198H128ZM128 199H127V200H128ZM4 200H3V201H4ZM125 200H126V199H125ZM7 201H8V202H7V203H8V206H9V205H10V204H9V200H7ZM71 201H72V199H71ZM128 202H129V200H128ZM128 202H126V203H128ZM3 203H4V202H3ZM128 204H129V203H128ZM6 205H7V204H6ZM6 205H5V206H6ZM12 205H14V204H12ZM126 205H127V204H126ZM3 206H4V205H2V208H3ZM14 206H15V205H14ZM76 206H78L77 209L82 208L80 205H78V203H77ZM76 206H75V207H76ZM6 207H7V206H6ZM6 207H5V208H6ZM79 207H80V208H79ZM12 208H13V207H12ZM83 208H84V206H83ZM7 209H8V208H7ZM13 209H14V208H13ZM16 209H17V208H16ZM17 210H18V209H17ZM76 211H78V210H76ZM76 211H75V213H76ZM79 211H80V210H79ZM10 212H11V211H10ZM82 213H83V211H82ZM82 213H81V214H82ZM136 213H137V211H136ZM90 214H91V213H90ZM12 215H13V214H12ZM139 215H140V214H139ZM1 216H2V215H1ZM1 216H0V226H2V224H3V223H2V222H3L2 218H4V217H1ZM90 218H91V217H90ZM198 218H199V217H198ZM30 222H31V221H30ZM5 224H6V223H5ZM4 226H5V225H4ZM4 226H3V227H4ZM121 227H122V226H121ZM4 228H5V227H4ZM4 228H3V229H4ZM0 229H1V230H0V234H1V232H2V231L4 232V230H2L1 227H0ZM6 231H7V230H6ZM27 231L29 232V230H27ZM162 232H163V231H162ZM23 234H24V233H23ZM23 234H22V235H23ZM27 235H29V234H27ZM27 235H26V236H27ZM23 236H24V235H23ZM33 236H34V235H33ZM29 237H30V235H29ZM34 237H35V236H34ZM34 237H31V238H34ZM35 238H36V237H35ZM35 238H34V239H35ZM34 239H33V241H34ZM36 239H37V238H36ZM25 240H26V239H25ZM29 240H30V239H29ZM35 241H36V240H35ZM36 242H38V241H36ZM31 243H32V242H31ZM33 243H34V245H35V242H33ZM136 248H137V247H136ZM41 257H42V256H41Z\"/></svg>",
  "mask_w": 264,
  "mask_h": 264
}]
</instances>
